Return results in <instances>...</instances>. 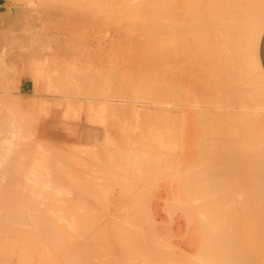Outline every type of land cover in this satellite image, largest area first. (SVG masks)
Listing matches in <instances>:
<instances>
[{
  "label": "rangeland",
  "instance_id": "rangeland-1",
  "mask_svg": "<svg viewBox=\"0 0 264 264\" xmlns=\"http://www.w3.org/2000/svg\"><path fill=\"white\" fill-rule=\"evenodd\" d=\"M22 1V2H21ZM0 0V68H1V70H0V72L2 73L3 71V73L1 74L2 76V79H0V88H4V90H0V98L1 97H5V95H6V93L7 94H9V95H6V97L4 98V101L2 100V98L0 99V115L2 114V112H3V115H1L0 116V123H2V126H4V128H7V129H11L12 130V128H13V130H15L16 132H17V135H15V136H18L19 138H18V140H19V142L20 143H22V145H24V143H25V141H27L26 143H28V142H31V143H33V144H31L30 146H29V143H28V145L27 144H25L24 146H29V148L32 146H36L35 147V153L34 154H41V152L43 151V153H46V154H44L43 155V153L41 154V155H43V156H41V155H38L37 157L38 158H40V159H42V157H44L45 156V159H46V156L47 155H49L47 158L49 159L48 160V162L50 163H48L47 162V164L48 165H50V166H47L48 168H50L49 170H50V178H49V183H48V187H47V192L45 193V195H46V197H45V195H44V197L39 201V202H35L34 204L32 203V204H30V205H26V203H25V205L24 204H21V203H19V202H17V203H13V205H12V207H10L9 205H4L5 206V208H4V206L2 205V206H0V210H3V208L6 210V209H8V208H6V207H9L13 212H14V215L16 216H19L18 218H19V220H20V222H19V220L17 221H15L16 223H14V220L15 219H18L17 218V216L15 217L14 215H9L8 217L7 216H5V217H7L8 218V220L9 221H7L6 219H0V220H2L3 222L1 223V221H0V226L3 228L4 226H6V228L7 227H9V225H11V223H13L12 225L13 226H10L11 228L10 229H12V228H14V227H16L17 228V230H15V231H17V232H15V233H18V234H14V230H10L9 228V230H7L5 227L3 228L4 230H2V235H0V238H2V236L4 235V237H7V239H9L10 237V235L13 233L14 235H12V237H11V240L10 241H12V242H10L9 241V243L7 242L8 240L6 239V238H4L3 237V239L5 240H1L0 241V244L2 245V244H4L5 243V245H2L1 247H0V264H85L83 261H82V258H81V255L80 254H82L84 251L86 252V257L87 256H90V257H92L93 256V258L92 259H95V263L94 264H99V259H101V261H100V263L102 262H104L103 264H106V262L108 261V263L107 264H112L113 262V264H121L122 263V261L123 262H125V263H127V264H178V262L180 263V264H232L233 262H236L237 264H264V217H263V219L261 218V219H259V221H256V220H250V221H248L249 220V218L245 221V222H243V224H241V226H240V228L238 227V237L235 235V237H233L232 238V241H233V243H236V241L238 242V240H239V246L237 245V244H233L232 242H231V245H232V247L231 246H228L229 247V249L230 250H228V247H221V246H219V244L217 243V245H216V243L213 241V244H211V240H212V231H211V227H209V226H207L206 225V222H205V225H203V223H202V219L199 217L201 214H198L199 212H198V209L199 208H196L198 205H200V203H202L203 201L201 200L202 198H203V200L205 199V195L204 194H195L194 193V191L192 190V189H189L188 187V182H189V179H188V182H187V177L189 178L190 177V174L188 175V172L189 171H191V169L193 170V167H192V164H191V162L193 163V161H194V159L195 158H197L198 159V157H196V156H199V159H200V157H202L201 155L202 154H204V153H206V149H207V152H209L212 148H210V147H212V146H214V143H218L220 146H221V142H222V136H215L214 137V131L215 130H218V131H220V126H222L223 124H222V119H224V118H222V117H219V116H222L221 114H223V113H220V111L222 112V110H219V109H215V110H213V109H211V110H209L208 111V113H209V115H210V117H206V115H208V114H206L205 115V117H204V115H199L198 114V112H199V109L198 108H193L192 107V105H197V104H195V103H193V102H201V99L198 97V95H199V93H198V95L196 94L197 93V91L195 90V89H193V84L191 85L190 83L192 82H190V80L191 79H189L190 77L189 76H191L192 75V72H190V71H187V69H186V64H187V68H190V66L188 65V60L185 58V60H183V59H181L182 57H181V53L184 51L183 49H184V47H182V45L180 46V42H178V43H176V45H175V48H178L177 49V55L176 56H178V58L179 59H181L182 60V62L184 61V64L185 65H183L184 67H185V69H180L181 71H179L182 75L180 76L179 74L180 73H178V72H175V71H172V72H170L171 73V75H170V73L169 72H167V74H165L166 73V71H160L161 69H159V68H157V66L159 65L160 66V68H162L161 67V62H158L159 64H157L156 63V61H155V63L157 64L156 66H153V65H155V63H154V60L155 59H153L154 58V56H156V59H158V57L159 56H157V54H160L161 56V58L164 56L165 58H167V59H169L171 56H173L174 55V53H172L171 52V50H170V48L169 47H167L166 46V50L165 51H163L162 52V54L163 53H165V54H161V48H162V46H159V47H157L158 48V52H157V54H156V51H157V49H156V47H155V45H154V47H155V49L153 48V47H151V48H153L155 51H153V53L154 54H156V55H153L152 53V55H153V58H152V62L151 61H149V63H147L148 62V58L146 59L147 60V62H145L144 60V62L143 63H141V64H138V63H140L141 61H140V57L138 58V56H133L132 57V55H137L138 53H135V51H134V53L132 54L131 52H130V54L128 53L130 50H132V49H134V47H135V49L134 50H136V48H138V50H136V52H139L140 54V56H141V54L143 53L142 52V50L146 47L145 46V44L146 43H143L144 41L145 42H151L152 40H154V42L153 43H155V42H160L161 40V36H159V35H157V36H159V37H156V33H154L155 31L157 32V30H158V28H157V26H155L156 24H154L156 21H157V19H158V17H159V14H160V12L159 11H157V10H160V6H158L159 5V2L157 3L155 0V2L154 3H156L155 5H154V3L152 2V0H150V2H152V3H150V2H148V0H147V2H146V4L144 5V4H141V5H143L144 7L143 8H145V9H141L142 7H141V5L139 4V3H135V5H136V7L138 8V7H141V8H139V9H137L136 7H135V5L134 4H132V5H129V6H133L132 8L134 9V12H135V10H136V12L134 13L132 10L133 9H131V7H129L128 9H129V11H130V9H131V14H133V16L131 15V14H129V12H128V10L127 9H125V8H127V6H128V4H130L131 2H132V0L130 1V3L128 2V0H126V1H122V0H116L117 2H119L120 4H118L117 3V5L119 6V8H118V6L116 5V1L114 2V0H108V1H110V2H108L107 0H101V1H103L104 3H106V6H105V4L103 3V2H100L99 3V1L100 0H94V2L95 1H98V2H96V4L97 3H99V6H98V8L100 7L101 9H100V11H99V9L97 10L96 8H97V5H96V7H94V9H93V7L91 8V12H88L89 10H87V8H86V13L88 14V15H85V12H84V10H85V8L84 7H86L85 6V4L87 5V4H89L88 2H89V0H85L87 3H85V1L84 0H80V1H82V3L80 2V1H78V0H74V1H71V0H67V2L69 1V5H68V3L67 2H65L64 0H63V2L64 3H67V4H64V3H62V1L60 0L59 1V3H62L63 4V7H65V8H70V7H68V6H70V4H71V2H72V5L74 6V8L72 9H69L70 11H68V9H67V11L63 8H59V6H60V4L58 3V7H56V5H54V4H51L50 2H54L53 0L52 1H50L49 3H47L46 1H44V0ZM25 1V2H24ZM45 2V5L43 4V2ZM84 1V2H83ZM93 1V0H92ZM112 1L115 3H113L112 4ZM134 1V0H133ZM136 1V0H135ZM134 1V2H135ZM158 1V0H157ZM240 1V0H239ZM250 1V4H252V3H254L253 5H257V4H255L256 2H255V0H245L243 3H241V4H237L238 5V8H237V10H240V8L242 7L243 8V6H247V7H250L251 5L248 3ZM253 1V2H252ZM42 2V3H41ZM55 2H56V0H55ZM74 2V3H73ZM78 2V4L79 5H83V6H79L78 4H76ZM90 2H91V0H90ZM93 2V3H94ZM122 2V3H121ZM126 2L127 4H124V3ZM252 2V3H251ZM26 3V4H25ZM30 3H31V5H30ZM36 4V5H34V4ZM38 3V4H37ZM84 3V4H83ZM102 3V4H101ZM133 3V2H132ZM42 4V5H41ZM76 6H78V7H75V5ZM91 4H92V2H91ZM90 4V5H91ZM104 4V5H103ZM112 5V6H114L113 8L112 7H110L109 8V10H110V14H115L116 15V17H115V15L113 16V18H111L112 17V15H109L108 14V9H107V11H106V9L104 10L103 8H108L107 6H110V5ZM121 4H124V5H122L121 6ZM149 4V5H148ZM152 4V5H151ZM44 5V6H43ZM66 5H68L67 7H66ZM90 5H88V6H90ZM93 5V4H92ZM94 5V6H95ZM103 7H101V6ZM147 5V6H146ZM239 5H241V6H239ZM30 6V7H29ZM72 6V7H73ZM105 6V7H104ZM126 6V7H125ZM151 6V7H150ZM155 6V7H154ZM91 7V6H90ZM120 7L122 8V10L120 11L119 9H120ZM135 7V8H134ZM152 7L156 10L157 8H159V9H157L155 12L152 10ZM78 8V9H77ZM79 8H83V10L82 9H79ZM116 8H118V9H116ZM124 8V9H123ZM263 8V7H262ZM78 10V14H76L77 12L75 11V12H73V10ZM90 9V8H89ZM103 9V10H102ZM114 9H116V10H114ZM141 9V10H140ZM150 9V10H149ZM234 9H236V8H234ZM33 10H34V12H33ZM65 12L63 15H64V17L62 16V15H59V14H62L63 12ZM80 10H82L83 11V13H82V11H80ZM94 10H97V11H94ZM120 11V12H122V14H124V15H121V13H119V12H117V13H113V12H116V11ZM123 10H125L124 12L128 15H131L135 20H137V21H139L140 22V24L139 23H137V21H133V18L131 17V16H126L125 15V13L123 12ZM141 11L142 12V14H141V12H138V11ZM148 10H149V12H148ZM11 11V12H10ZM93 11V12H92ZM104 11V12H103ZM127 11V12H126ZM30 12H32V13H30ZM47 12V13H46ZM67 12H69V13H67ZM71 12H73L74 14H76V15H74L73 13H71ZM102 12V14L104 15H100V13ZM143 12H146V13H143ZM156 14H154V13ZM70 14V15H68V17H67V14ZM82 15H81V14ZM92 13V14H91ZM94 13H97L95 16L93 15ZM107 13V14H106ZM138 13H140L141 15H143V17L146 19V17L144 16L145 14H146V16H147V19L145 20L144 18H142L141 16H140V14L139 15H137ZM149 13V14H148ZM90 14V15H89ZM106 14V15H105ZM118 14H120L121 16H120V18H117V16H118ZM148 14V15H147ZM154 14V15H153ZM262 14H263V17H264V11H262ZM38 15V16H37ZM71 15H74L75 16V19H74V17L73 16H71ZM81 15V16H80ZM84 15H85V17H86V19H87V23H86V20H85V17H84ZM92 15V16H91ZM135 15H137L138 16V18H140V20L139 19H136L137 18V16H135ZM151 15H152V17H151ZM158 15V16H157ZM31 16V17H30ZM62 16V17H61ZM83 16V17H82ZM89 16H91V22H93L94 23V21L96 22V23H91L90 21H88V19H89ZM97 16V18H99V19H97L96 18V20L98 21H102L103 22V19H102V17H104V23L103 24H105V23H107V21H109L108 20V18H111V20H115V22L117 21H120L121 22V24H117V25H120V26H118V27H120L119 29H118V27L115 25V26H113V22L112 21H110V23L108 22L107 24H105V27H104V25L102 26L101 24H102V22L100 23H98L96 20H94L95 18L94 17H96ZM98 16H100V17H98ZM107 16H109V17H107ZM123 16H125V18L124 19H122V17ZM140 16V17H139ZM76 17H77V19H76ZM78 17H81V19L80 18H78ZM93 17V18H92ZM107 18V20H106V18ZM119 17V16H118ZM151 17V18H150ZM64 18V19H63ZM67 18H68V23H66L67 22ZM69 18H71V19H69ZM73 18V19H72ZM84 18V20H85V23H83V19ZM132 18V19H131ZM157 18V19H156ZM40 19V20H39ZM92 19H93V21H92ZM117 19H119V20H117ZM128 20L129 21V24H126V23H128V21H126L125 23H124V21L125 20ZM144 19V20H143ZM156 20V21H154L153 22V20ZM76 21V22H79L78 24H76V22H74L73 23V21ZM79 20V21H78ZM147 20H151L152 22H153V26L154 27H152V28H154V30L155 31H153L151 34H152V36L154 37H152V39L149 37V36H151V35H148L149 34V32H148V34L147 33H145L146 31H144V32H142L143 31V28L144 27H148L149 26V24L151 25V21L150 22H148L147 23V25H143L142 24V22L144 21H146L147 22ZM51 21V22H50ZM82 23H81V22ZM131 21H133L132 23H131ZM142 21V22H141ZM40 22V23H39ZM62 23V25H61V23ZM64 22H65V24H64ZM71 22V24L72 25H74L75 27H76V25L77 26H79L78 27V31H76V29H77V27H76V29H73V31H76V32H72V30H71V32H69L70 30V28L67 30V32H69L68 34H67V32L65 31L66 30V28H64L63 29V27H67L68 25H69V27H71V29L73 28L72 26H71V24H69ZM116 22V23H117ZM119 22V23H120ZM122 22H123V24H122ZM134 22H136L138 25H136V26H138L137 27V29L138 30H140V28L142 27V31H138L137 29H136V26L134 27V25H135V23ZM51 23H53V25L51 24ZM59 25H58V24ZM89 23H90V25H89ZM130 23H131V25H130ZM48 24H50V25H48ZM83 24H86V26H84V27H82L83 26ZM88 24V25H87ZM96 24V25H95ZM98 24H100V25H98ZM115 24V23H114ZM142 24V25H141ZM65 25H67V26H65ZM82 25V26H81ZM95 25V26H94ZM140 25V26H139ZM46 26V27H45ZM90 27V26H93V27H90L91 29L93 28V32H95V33H97L98 31H97V29H99L100 28V26H102V28H101V30H99V31H101V32H98L97 33V36H96V34H94L92 31H90L89 29L87 30V28L86 27ZM99 26V27H98ZM106 26H110L111 28H107L106 29ZM59 27V28H58ZM81 27V28H80ZM95 27V28H94ZM98 27V28H97ZM103 27H104V29H106L105 31L103 30ZM116 27V28H115ZM127 27V28H126ZM129 27H130V31H129ZM134 27V29H136L135 31H133L132 30V28ZM151 27H148V28H151ZM30 28V29H29ZM39 28V29H38ZM85 29V31L83 32L81 29ZM126 29V32H125V29ZM151 28V30L150 29H148V30H150V31H152L153 29ZM52 29V30H51ZM96 29V30H95ZM113 29V30H112ZM115 29H117V30H115ZM122 29V30H121ZM49 30H51V31H49ZM63 30V31H62ZM86 30H87V32H89V34H87L86 33ZM103 30V31H102ZM108 30H111V31H114V32H111V31H108ZM119 30V31H118ZM121 30V31H120ZM145 30H147V28L145 29ZM206 30H208V28H206ZM25 31V32H24ZM65 31V32H64ZM81 31V32H80ZM97 31V32H96ZM107 31V32H106ZM124 31V32H123ZM127 31H129V32H127ZM160 30H158V32H159ZM12 32V33H11ZM39 32V33H38ZM84 33L85 35H88L89 37H92V39H93V35H94V37H95V39H99L100 37H102L103 38V40H101V38L99 39V40H95V41H91L92 39L91 38H88V36L87 37H84L85 35H83L82 36V34H81V38H83L84 37V39L85 38H88V40L87 39H85V41H84V39L82 40L80 37H78V36H80V35H77L78 33ZM104 32V33H103ZM134 32L136 33L135 34V36H133L134 35ZM158 32H157V34H158ZM75 33H77V34H75ZM93 33V34H92ZM99 33H100V35H99ZM104 35V37H103V35ZM109 33H110V35H109ZM114 33H115V35H114ZM118 33V34H117ZM124 33V34H123ZM132 34L133 33V35L132 36H129V35H127V34ZM142 33V34H141ZM65 34H67V35H65ZM69 34H70V36H69ZM73 34H75L74 36H73ZM92 34V35H91ZM120 34V35H119ZM144 34V35H143ZM35 35V36H34ZM71 35H72V38H71ZM98 35L100 36V37H98ZM102 35V36H101ZM111 36L110 37V40H109V38H107V37H109V36ZM114 35V36H113ZM116 35L117 36H120V37H117V40L115 39L116 38ZM140 35V36H139ZM142 35V36H141ZM148 35V36H147ZM155 35V36H154ZM161 35V34H160ZM210 35H212V34H210ZM57 36V37H56ZM77 36V37H76ZM74 37V38H73ZM98 37V38H97ZM105 37H106V39H105ZM125 38V39H123V38ZM128 37H132L133 39H135V40H133L132 38L130 39L131 41H130V44H131V42L133 43V44H137V46H132V47H130V45H129V40H126V39H128ZM138 37V38H137ZM148 37V38H147ZM156 37V38H155ZM76 38V39H75ZM113 38V39H112ZM119 38V39H118ZM136 38H137V40H136ZM140 38V39H139ZM145 38V39H144ZM211 38H213L212 36H210V37H207V39H205L206 41H205V44H204V42H203V44L204 45H201L202 47L204 46V48H202V50L204 49V51H203V54H200V52L202 53V50L200 51L199 50V54H198V52H197V54H198V60H200V62L198 61V60H196L195 59V63H194V60H193V63L194 64H196L197 63V61L199 62V64L202 62V63H204V64H200V66H198L199 64H197V70H196V68L195 69H193V70H195V71H198V69H199V72H200V70L201 69H204L205 70V68L204 67H207V69H209V72H211L210 74L208 73V74H204V72L201 70V72H203V75H204V78H203V75H201V76H199V73H198V76L199 77H202L203 78V80L204 81H206V79L207 78H205L207 75V77H209V75L210 76H212L211 74H213L212 72H214L215 71V69H213V68H215L214 66H216V62H214L213 63V61H215L216 59H214L213 61H211L212 59H211V57H213L212 56V54H213V52H212V48L211 47H213L214 48V46L212 45H210V44H212V42H213V39H212V41L210 40ZM9 39V40H8ZM79 41H78V40ZM112 39V40H111ZM122 39V41H120ZM33 40V42H31ZM101 40V41H100ZM106 40H108V41H106ZM118 40H119V42H118ZM10 41H11V43H10ZM19 41L20 42H22L21 44L19 43ZM83 41V42H82ZM88 41H90V43L88 42ZM126 41L128 42V43H126ZM139 41V42H138ZM208 41L210 42L211 41V43H208ZM50 42H51V45H50ZM113 42H114V44H113ZM136 42H138V43H136ZM142 42V43H141ZM147 42V43H148ZM150 42L148 43V44H150ZM93 43H95V44H98V46L96 47V45L95 44H93ZM110 43V45L108 46V44ZM126 45H125V44ZM24 44V45H23ZM99 44L101 45V46H104V47H102V49L101 48H99L98 49V47H99ZM105 44V45H104ZM107 44V45H106ZM112 44L113 45H115V44H117L116 46H112ZM142 44V45H141ZM144 44V45H143ZM192 44H194V45H192V48H193V46H195V43H192ZM207 44L209 45L208 47H209V49L211 48V50L209 51V49L207 48ZM118 45H119V50H118ZM122 45H124V46H127L128 45V47H123ZM152 45V44H151ZM200 45H197V46H200ZM100 46V47H101ZM109 47V48H106V47ZM110 46H112V47H110ZM141 46H145V47H142L141 48ZM149 47H147L148 49L150 48V45H148ZM157 46V45H156ZM196 46V47H197ZM66 47V48H65ZM72 47V48H71ZM83 47V48H82ZM90 47V48H89ZM115 47V48H114ZM140 47V48H139ZM188 47H190V45L188 46ZM60 48V49H59ZM69 48V49H68ZM112 48V49H111ZM120 48H121V50H120ZM123 48V49H122ZM150 48V49H151ZM183 48V49H182ZM191 47L189 48V50L191 51V49H192ZM200 48V47H199ZM207 48V49H206ZM62 49V50H61ZM77 49V50H76ZM105 49V50H104ZM110 49H111V51L112 52H110ZM116 49V50H115ZM126 49H128V50H126ZM139 49H141V52H140V50ZM167 49H169V50H167ZM188 49V48H187ZM186 49V52L188 51ZM195 49V48H194ZM201 49V48H200ZM10 50V52H7V51H9ZM58 50V51H57ZM59 50H60V52H59ZM72 52H71V51ZM75 50V51H74ZM102 50V51H101ZM109 50V51H108ZM144 50H147V49H144ZM143 50V51H144ZM164 50V49H163ZM4 51H5V54H4ZM56 51H57V53H56ZM90 51V52H89ZM148 51V50H147ZM151 51V50H150ZM170 51V53H168ZM181 51V52H180ZM195 51H197L196 49L194 50V52H193V50L191 51V52H193V53H196ZM208 53H206V52ZM213 51H214V49H213ZM185 51H184V53L183 54H185L186 53ZM191 52H189V55H190V53ZM215 52V51H214ZM3 53V54H2ZM57 54V57L55 56L54 57V55L53 54ZM72 53V54H71ZM144 53H146V52H144ZM143 53V54H144ZM167 53V54H166ZM181 55H180V54ZM193 53H191L192 55H194ZM55 54V55H56ZM61 54V55H60ZM96 54H98V56L96 55ZM103 54V55H102ZM111 54H112V56H111ZM113 54H114V56L115 57H113ZM127 54H128V56H127ZM132 54V55H131ZM150 56L151 54H149V53H146V56H148V55ZM186 54H188V52L186 53ZM185 54V55H186ZM206 54V55H205ZM53 55V56H52ZM59 55V56H58ZM65 57H64V56ZM107 57H106V56ZM109 55L111 56V57H113L112 59L113 60H111V61H113V63L115 62L114 61V59H116V57H117V59L119 60V61H117V59H116V61L118 62L117 64L116 63H114L115 65L113 66V65H111L112 64V62L110 63L109 61H110V57H109ZM131 55V56H130ZM145 55V54H144ZM144 55L142 56V57H144ZM171 55V56H170ZM200 55V56H199ZM202 55H204L205 56V58L204 59H206V60H203V57L204 56H202ZM215 55V54H214ZM123 56V57H122ZM127 56V57H126ZM131 57V59H129L130 57ZM196 56L197 55H195L194 56V58H196ZM210 56V57H209ZM44 57V58H43ZM50 57V58H49ZM67 57V58H66ZM84 57V58H83ZM103 57H104V59H103ZM118 57H120V58H118ZM124 57L125 58H127L126 59V61L128 62H126L125 61V59H124ZM134 57H137V60L138 61H140V62H138L137 63V60L136 59H134ZM151 57V56H150ZM159 57V58H160ZM169 57V58H168ZM191 57V56H190ZM208 57V58H207ZM47 58V59H46ZM55 58V59H54ZM59 60H58V59ZM106 58H108V59H106ZM122 58V59H121ZM133 58V59H132ZM146 57H144V59H145ZM192 58V57H191ZM202 58V59H201ZM214 58H215V56H214ZM3 59V60H2ZM68 59V60H67ZM78 59V60H77ZM100 59H102L103 61L104 60H108V62H109V64L106 62V61H104V62H106L107 64H108V67H105L104 68V66H106L107 64L105 63L104 64V62L102 61V60H100ZM128 59L130 60V61H128ZM143 58H141V60H142ZM193 59V58H192ZM192 59H190V62H192ZM33 60V61H32ZM46 60V61H45ZM51 62H50V61ZM52 60H54L53 62H52ZM55 60H57L56 62H55ZM64 60V61H63ZM69 61V60H71V61H69V62H71V63H68L67 61ZM74 60H75V62H76V67L75 68H80V70H84L83 72H81V71H79V72H77L79 75L81 74V75H84L85 74V71L86 72H92L91 74H95V76H99L98 74H100L101 75V77H103L102 75H106V74H108L109 72V77L111 76V75H113L112 77H110V79L108 78V76H107V78L111 81H109V80H107V85H109V83L111 84V85H109L110 86V88H111V90H112V85H113V90L115 91V93H114V96H115V94L116 95H120V96H122L123 97V95H124V97L125 98H122V97H118L119 98V100H124V101H126V102H128V103H125V105H128L129 106V104H130V106L129 107H131V104L133 105V103H131V102H134V104H136V106H138L139 107V109H135V111H134V109H130L129 107H127V108H123V107H121L122 105L124 106V104H122L121 103V105H120V103H117L118 104V106H119V108H118V106H117V110L119 109V111H120V107H121V111H122V108L124 109V112H125V114H124V112L123 113H121V111L118 113V111L116 112L115 110H113V108H112V110H111V108H110V110H111V113H110V110H107V109H105L104 108V110H105V112L103 113L102 112V109H100L101 110V112L97 109V108H95V109H97L96 111H97V114H94V113H96V112H94L93 110H95V109H93V108H91L90 110H92L93 112H91V113H89L88 111H87V109H88V105H87V103H86V101H83V103H82V106H80V107H73V105L75 104V103H77V101L75 102V101H72L73 102V105H71V103H70V105L68 104V106H66L67 105V103H66V105L64 106V100H62V98H61V96H62V94L63 93H65V91L63 90L64 88V86L63 85H65V84H63V83H59V82H56V83H54V82H52V81H54V80H56V81H58L60 78H61V76L63 77V74H66L67 72H69V70H67V72L65 73V71H63L62 72V70H60V69H62V67H63V69H68L67 67H66V65L65 64H73V63H75L74 62ZM132 60H133V62H132ZM136 60V62H134ZM202 60V61H201ZM255 60L256 59H254V61H252V64H251V67H252V71L254 72L253 73V75L254 74H256V76H255V80H257L258 82H256L257 84H261L260 85V87L262 86V93H264V80L263 79H261V76L256 72L257 71V65L255 64ZM2 61V62H1ZM35 61H40L39 63L38 62H35ZM44 61V62H43ZM60 61V62H59ZM92 61H94V62H92ZM120 61L122 62V61H124V62H126L127 63V65H126V63H124L126 66H123V67H121L120 66V68L119 67H117L118 66V64L120 65V64H123V62L122 63H120ZM158 61V60H157ZM159 61H160V59H159ZM187 61V62H186ZM204 61V62H203ZM11 62V63H10ZM28 62V63H27ZM34 62V63H33ZM61 62H62V64H61ZM66 62V63H65ZM81 62V63H80ZM92 62V63H91ZM100 62L101 63H103V64H100ZM129 62H130V64H129ZM11 65H10V64ZM15 63V64H14ZM30 63V64H29ZM32 63V64H31ZM53 65H52V64ZM78 63V64H77ZM88 63V64H87ZM132 63H134V64H132ZM137 63V64H136ZM146 63V64H145ZM207 63V64H206ZM213 63V64H212ZM26 64V65H25ZM36 66H35V65ZM37 64H39V66L37 65ZM60 64V65H59ZM86 64H87V66H86ZM128 64H129V66L130 65H132V67L130 66H128ZM143 64V65H142ZM153 64V65H152ZM210 65V68H209V65ZM212 64V65H211ZM5 65V66H4ZM7 65V66H6ZM44 65V66H43ZM59 65V66H58ZM77 65H79V67L77 66ZM93 65V66H92ZM99 65V66H98ZM103 65V66H102ZM110 65V66H109ZM117 65V66H116ZM134 65V66H133ZM139 65V66H138ZM3 66V67H2ZM23 66V68H21ZM55 66V67H54ZM61 67L60 69H58L57 67ZM68 66V65H67ZM71 66V65H70ZM74 66V65H73ZM136 66H138V67H140L141 66V68L143 69V71H138L139 69H138V67H136ZM152 66V67H151ZM158 66V67H159ZM6 67V68H5ZM8 67H10V68H8ZM25 67V68H24ZM42 68L41 70L42 71H38V70H40L39 68ZM51 67H53V68H51ZM72 67V66H71ZM71 67H69V68H71ZM83 67V68H82ZM101 67V68H100ZM125 67H128L129 69L128 70H126V72H128V73H126L123 69L125 68ZM148 67V68H147ZM200 67H202L201 69H200ZM217 67H220L218 64H217V66H216V71L217 72H221V71H219L221 68H217ZM3 68H5V69H7L6 71H5V69H3ZM12 68V69H11ZM31 68V69H30ZM44 68H45V71H44ZM50 68V69H49ZM56 68H57V70L58 71H55L56 70ZM75 68H71V69H74V71H75ZM88 68H90L89 70H88ZM100 68V69H99ZM109 68V69H108ZM122 68V69H121ZM133 68V69H132ZM140 68V69H141ZM155 68H157V69H159V71H157V69L155 70ZM23 69V70H22ZM24 69H26V70H24ZM70 69V70H71ZM92 69V70H91ZM95 70V72H94V70ZM102 69V70H101ZM104 69V70H103ZM126 69V68H125ZM132 69V70H131ZM141 69V70H142ZM148 71L147 72V75H156V72H158L157 73V75H159V77L157 76V77H155L154 76V78H158V79H154L152 76H148V78H150V79H152L153 78V80L154 81H148L149 79L147 78V75H146V71ZM206 69V70H207ZM218 69V70H217ZM33 70H34V72H33ZM48 70V71H47ZM50 70H52V71H50ZM118 70V71H117ZM130 70V71H129ZM154 70V71H153ZM164 70V69H163ZM166 70H168V69H166ZM170 70H172V69H169V71ZM175 70V69H174ZM185 71V72H187L188 74H190V75H188L187 76V73H185V72H182V71ZM189 70V69H188ZM210 70H212V71H210ZM214 70V71H213ZM222 70V69H221ZM8 71V72H7ZM38 71V72H37ZM73 71V72H74ZM99 71V72H98ZM138 71V72H137ZM153 71V72H152ZM177 71V70H176ZM11 72V73H10ZM49 72V73H48ZM57 72H58V75H57ZM62 72V75L60 74ZM75 72V73H76ZM102 72V73H101ZM131 72V73H130ZM133 72V73H132ZM163 72H164V74H163ZM175 72V73H174ZM190 72V73H189ZM207 72H208V70H207ZM217 72H216V74H217ZM223 72V71H222ZM221 72V73H222ZM35 73V74H34ZM37 73V74H36ZM55 73V74H54ZM76 73V74H77ZM82 73H84V74H82ZM104 73V74H103ZM123 73L124 74H126V76L125 75H123ZM137 73V74H136ZM142 73V74H141ZM148 73H150V74H148ZM153 73H155V74H153ZM162 73V74H161ZM178 73V74H177ZM183 73H185L186 74V76H184L185 74H183ZM193 73L194 74H196L197 75V73H195L194 71H193ZM206 73V72H205ZM23 75V77H21V76H19L18 77V75ZM48 74H49V76H48ZM53 74H54V76H53ZM128 74H129V76H128ZM131 74V75H130ZM135 74H136V76H137V78L135 77ZM139 74H141V75H143V77L141 76L140 77V79H138L139 77H138V75ZM144 74L146 75L145 77H144ZM172 74H175V75H172ZM177 74V75H176ZM216 74H214L215 75V78H213V80L211 79V81H210V77L207 79L208 81H206V83L209 85V88H211L212 87V90H214V91H212V92H216L217 94H218V92H220L221 93V89H222V86H226V85H228L229 84V82L228 81H226L225 80V78L223 79V77H220V79L222 78L223 80H220L221 82H218L216 79H218L219 78V76H218V78L216 77L217 75ZM4 75H6V77L4 76ZM10 75V76H9ZM17 75V76H16ZM60 75V76H59ZM87 75V74H86ZM120 75H123L122 77L120 76ZM164 75V76H163ZM165 75L166 76H173V77H171V79H172V81L170 80V76H169V78L168 77H165ZM206 75V76H205ZM213 75V76H214ZM4 76V77H3ZM7 76H8V78H7ZM90 76V75H89ZM105 76V77H106ZM119 76V77H118ZM126 78H125V77ZM140 76V75H139ZM162 76V77H161ZM212 76V77H213ZM10 77H11V79H10ZM14 77L16 78V80L18 79V78H20V79H18V81L19 82H16V80L14 79ZM46 79H45V78ZM52 77H53V79H52ZM58 77V78H57ZM88 77V76H87ZM85 78V79H87V80H89L90 79V81H93V79H94V81L96 80V78L97 77H94V75H91V77H94V78H92V80H91V77H89V78ZM100 77V78H101ZM105 77L103 78L104 80H105ZM120 77H121V79L124 77V79H120ZM129 77V78H128ZM134 77V78H133ZM177 77H179V78H177ZM4 78H6V79H4ZM14 80H13V79ZM44 78V79H43ZM99 77H98V80L100 79ZM112 78H114V83L112 82L113 81V79ZM143 78H146V79H148V80H146V79H143ZM160 78V79H159ZM165 80V82H166V84H165V82L162 80ZM165 78V79H164ZM166 78H168V80L166 79ZM175 78L177 79V80H175ZM182 78V79H181ZM48 79H50V81L48 80ZM102 79V78H101ZM101 79L98 81L97 80V82L95 81H93L94 83H100V81H101ZM118 79H119V81H118ZM126 79L129 81H131V83H130V81L129 82H127L126 81ZM132 79L133 80H140L139 82L141 83L140 85H141V87L142 86H145L146 88H147V90H146V88L145 87H142V89L144 88V90H143V93L141 94L143 97L141 98V99H139V98H137V96L139 97L140 95H137V94H139V93H141L142 92V89H140L141 90V92L139 91V83L137 82V81H134L135 83V86H134V84H133V86L135 87V89H133L134 87L132 86ZM173 79H174V81H173ZM187 79V80H186ZM189 79V80H188ZM3 80V81H2ZM35 80V81H34ZM123 80H125V81H123ZM147 81L148 83H146L145 82V84H148V85H144V81ZM158 80V81H157ZM159 80H160V82H159ZM167 80V81H166ZM225 80V81H224ZM5 81H7L6 83H5ZM10 81V82H9ZM13 81H15L16 83H14V85H13V83H11V82H13ZM37 81V82H36ZM50 82V84L48 85V83ZM120 81L123 83V82H125L124 84H128V83H130V85H128V87H127V85H125L124 86V84H122L121 85V83H120ZM209 81H210V83L212 84H210L209 83ZM218 82V84L216 83V82ZM226 82L225 84L223 83V85H222V82ZM9 82V83H8ZM101 82H105V81H101ZM136 82H137V84H136ZM154 82H155V84L157 85V83H158V85L156 86L155 84H154ZM161 82H163L164 84L162 85V83ZM170 82H171V84L172 83H174L173 85H169L170 84ZM179 82V83H178ZM213 82V83H212ZM216 84H215V83ZM52 83V84H51ZM142 83H143V85H142ZM228 83V84H227ZM5 84V85H4ZM20 84H22V86L20 85ZM56 84V85H55ZM63 84V85H62ZM116 84V85H115ZM119 86H118V85ZM151 84H154V85H152V87L151 86H149V85H151ZM169 86H168V85ZM12 85V86H11ZM52 87H51V86ZM54 85L56 86V87H54ZM57 85L59 86L58 88H57ZM63 86L62 88H61V86ZM161 85V86H160ZM184 85V86H183ZM214 85V86H213ZM215 85H218L217 87L218 88H216L215 89ZM258 85V86H259ZM5 86V87H4ZM17 86V87H16ZM19 86V87H18ZM49 86V87H48ZM97 86V85H96ZM116 88H115V87ZM121 86H122V90L124 91V92H122V90H121ZM129 86H132L133 88V90H130L131 89V87H129ZM163 86H165V89H164V87ZM167 86V87H166ZM211 86V87H210ZM219 86H220V88L221 89H219ZM7 87H9L10 88V91H9V89L7 88ZM11 87H12V90L13 89H18V90H11ZM46 87H47V89H46ZM95 87V86H94ZM123 87H126V88H123ZM154 87H156V88H154ZM50 88V89H49ZM56 88V89H55ZM60 88L63 90V93H62V91L60 90ZM119 88V89H118ZM150 88V89H149ZM154 88V89H153ZM173 88V89H172ZM178 88V89H177ZM192 88V89H191ZM8 89V90H7ZM49 89V90H48ZM52 89V90H51ZM55 89V90H54ZM97 89V88H96ZM95 89V90H96ZM100 89V88H99ZM107 89V88H106ZM116 89V90H115ZM127 89V90H126ZM162 89H164V90H162ZM167 89V90H166ZM171 89V90H170ZM219 89V90H218ZM5 90H7V91H5ZM52 91V93H51V91ZM59 90V92H57V93H55V91H58ZM118 90V91H117ZM121 90V91H120ZM128 90H130V91H128ZM150 91V93H148L149 95H145L146 93L144 92V91ZM154 90H156L154 93H153V91ZM166 90V91H165ZM180 90H182L181 92L178 91ZM189 90V91H188ZM47 91V92H46ZM50 91V92H49ZM109 91H110V89H109ZM108 90H102L101 89V92H103V93H106V94H108V95H110V93H111V91L109 92ZM113 91V92H114ZM148 91V92H149ZM161 91V92H160ZM18 92V93H17ZM100 92V93H101ZM121 92V93H120ZM131 92H134V93H131ZM164 92V93H163ZM54 93V94H53ZM58 93H60V94H58ZM123 93V94H122ZM145 93V94H144ZM152 93V94H151ZM179 93V94H178ZM3 94V95H2ZM129 94V95H128ZM172 94V95H171ZM168 95H169V97H168ZM181 95V96H180ZM187 95V96H186ZM11 96H14L15 98L13 99V97L12 98H10L11 100H9V99H6V98H9V97H11ZM135 96V97H134ZM148 96H149V98H148ZM167 96V97H166ZM186 96V97H185ZM222 96V95H221ZM264 96V95H263ZM116 97V96H115ZM128 97H130V98H128ZM131 97H133V99H132V101L131 100H129V99H131ZM180 97H182V98H180ZM120 98H122V99H120ZM127 98V99H126ZM143 98H145V99H147V100H145V99H143ZM198 98V99H197ZM12 99H13V101H12ZM117 99V98H116ZM154 99V100H153ZM183 99V100H182ZM263 99V98H262ZM8 100V101H7ZM118 100V99H117ZM128 100V101H127ZM139 100V101H138ZM162 100V101H161ZM180 100V101H179ZM170 101V102H169ZM182 101V102H181ZM235 101H237L236 103L238 104V99L237 100H235ZM6 102H8V104L6 103ZM10 102V103H9ZM13 102V103H12ZM138 102V103H137ZM160 102V103H159ZM12 103V104H11ZM192 103V104H191ZM116 103H115V106L117 105ZM219 104H223L222 103V101H220L219 102ZM5 105V106H4ZM76 105V104H75ZM78 106L80 105V103L78 102V104H77ZM173 105V106H172ZM10 106H13L12 108L14 109H12ZM71 107V109H70V107ZM98 106V105H97ZM155 106V107H154ZM66 107H69V109L70 110H72V108H75L74 109V111H77V112H79V113H81V114H79V115H77L76 117H77V120L76 119H74L75 118V115L77 114H75V112L73 111V113H74V116H73V113L72 114H68V113H66L67 111H69V109H67V110H65L64 108H66ZM96 107V106H95ZM99 107V106H98ZM170 107V108H169ZM259 107V106H258ZM80 108V109H79ZM90 108V107H89ZM100 108H101V106H100ZM103 108V107H102ZM128 108H129V111H128ZM248 108V107H247ZM260 108H261V105H260ZM262 110L263 111H261V112H258V111H256V112H254V113H257V114H259V116L261 117L260 118V120H262V122H263V119H262V117H264V106H262ZM7 109H8V111H7ZM78 109H79V111H78ZM142 109H144V110H142ZM193 109V110H192ZM204 109V108H203ZM248 109H250V110H254V108L252 109V108H248ZM137 110V111H136ZM99 111V112H98ZM131 111H134V114L133 113H129V112H131ZM154 111V112H153ZM194 111H196V112H194ZM10 112V113H9ZM108 112V113H107ZM136 112V113H135ZM143 112V113H142ZM155 112H156V114H155ZM164 112V113H163ZM219 114H218V113ZM263 112V113H262ZM7 113V114H6ZM70 113H71V111H70ZM89 113V114H88ZM112 114V116L110 115V114ZM215 113L217 114V116L215 115ZM253 113V112H252ZM10 114V115H9ZM87 114V115H86ZM91 114V115H90ZM118 114V115H117ZM119 114H123V115H119ZM132 114H133V116H135V120H134V117L132 116ZM140 114L142 115V116H140ZM149 114V115H148ZM157 114H159L158 116L159 117H156V115ZM95 115V116H94ZM117 115V116H116ZM130 115V116H129ZM148 115V116H147ZM162 115V116H161ZM184 115V116H183ZM186 115V116H185ZM195 115H197V116H195ZM208 115V116H209ZM15 117V118H13V117ZM67 116V117H66ZM87 116H89L88 117V119L90 118V116H92V117H95L94 118V121H92L93 120V118L91 117V121H90V119L88 120L87 119ZM102 116V118H100ZM119 116H121V117H119ZM123 116V117H122ZM131 116H132V118H131ZM200 118H199V117ZM213 116H215V117H213ZM258 115H256V117L258 118L259 117ZM6 117V118H5ZM74 117V118H73ZM108 117H110V118H108ZM114 119H112V118ZM115 117H117V118H115ZM127 117H129V118H127ZM145 117V118H144ZM170 117V118H169ZM11 120H14V121H12V123H14V125L13 124H11V121L9 122V120L10 119ZM98 118V119H97ZM120 118V119H119ZM131 118V119H130ZM215 118H218V120L216 119L215 120ZM7 119H9V120H7ZM135 121V123L134 122H132L133 120ZM142 121H140V120ZM144 119V120H143ZM146 119V120H145ZM152 119V120H151ZM172 121H171V120ZM192 119V120H191ZM200 121H198V120ZM205 121H204V120ZM5 120H6V122L8 121V126L9 127H7V125H6V122H5ZM64 120V121H63ZM68 120V121H67ZM72 120H74V121H72ZM148 120H151L150 122H151V124H148ZM225 120V119H224ZM259 120V121H260ZM2 121V122H1ZM42 121H45V122H42ZM119 121L121 122V123H119ZM123 121H124V123H123ZM139 121V122H138ZM184 121V122H183ZM4 122H5V124H4ZM17 122V123H16ZM42 122V123H41ZM118 122V123H117ZM127 122V123H126ZM149 122V123H150ZM211 122V123H210ZM214 122V123H213ZM133 124L134 126H135V128H134V126L133 125H131V124ZM194 123V124H193ZM264 123V122H263ZM42 124H43V126H42ZM56 124H58V126H56ZM107 124V128L105 127V125ZM122 124V125H121ZM126 124V125H125ZM139 124H142V125H139ZM144 124V125H143ZM189 124V125H188ZM220 124H222V125H220ZM118 125V126H117ZM124 125V126H123ZM129 125V126H128ZM190 125H191V127H190ZM211 125V126H210ZM19 126V127H18ZM53 126H55L54 128H53ZM129 128H128V127ZM133 126V127H132ZM140 126H142L143 128H140ZM167 126V127H166ZM201 126V127H200ZM210 126V127H209ZM18 127V128H17ZM47 127L49 128V129H47ZM58 127V128H57ZM146 127V128H145ZM155 127V128H154ZM163 127V128H162ZM223 127V126H222ZM17 128V129H16ZM126 128V129H125ZM140 128V129H139ZM190 128V129H189ZM207 128V129H206ZM215 128H217V129H215ZM19 129H21V130H19ZM57 129V130H56ZM62 129H65V131L64 130H62ZM128 129H131L130 130V132L132 133V134H130L129 136H128V133H130V132H128ZM184 129V130H183ZM213 131H211V130ZM74 130V131H73ZM76 130H78V131H76ZM81 130V131H80ZM85 130H86V132H85ZM109 131L110 133H109V135L106 133V131ZM126 131L125 132V134H124V131ZM154 130V131H153ZM202 130H204V131H202ZM21 131H24V132H21ZM77 132V134H76V132ZM107 131V132H108ZM136 131V132H135ZM153 131V132H152ZM156 131V132H155ZM158 131V132H157ZM208 131V132H207ZM15 132V133H16ZM19 132V133H18ZM134 132V133H133ZM137 132L139 133V134H137ZM156 133V134H153V133ZM24 133V134H23ZM75 133V134H74ZM152 133V134H151ZM196 133V134H195ZM21 134V135H20ZM45 134V135H44ZM70 134H72V135H70ZM124 134V135H123ZM135 134V135H134ZM158 134V135H157ZM24 135V136H23ZM77 135V136H76ZM112 135V136H111ZM143 135V136H142ZM28 136V137H27ZM53 136H55L54 138H53ZM79 136V137H78ZM127 136V137H126ZM133 136H134V138H133ZM142 136V137H141ZM156 137V139H155V137ZM196 136V137H195ZM207 136V137H206ZM56 137H59L58 139L56 138ZM107 137V138H106ZM129 137V138H128ZM131 137V138H130ZM136 137V138H135ZM137 137H138V139H137ZM141 137V138H140ZM152 137H154V139L155 140H153V138ZM201 137V138H200ZM83 138V140H81ZM133 138V139H132ZM140 138V139H139ZM197 138H198V140H197ZM207 138V139H206ZM23 139V140H22ZM125 139V140H124ZM127 139V140H126ZM130 139H132V141H130L131 143H128L129 142V140ZM135 139V140H134ZM142 139H143V142H142ZM202 139H203V141H202ZM216 139V140H215ZM22 142H21V141ZM81 140V141H80ZM113 140V141H112ZM137 140H139L140 142H142L143 143V145H142V143H141V145H140V142L139 141H137ZM201 140V141H200ZM80 141V142H79ZM105 141V142H104ZM109 141H110V143H109ZM137 141V142H136ZM183 141V142H182ZM190 141V142H189ZM197 141H199L198 143H197ZM98 142V143H97ZM115 142H116V145H115ZM156 142V143H155ZM205 142V143H204ZM36 145H35V144ZM60 144V145H58V144ZM65 143H67V144H65ZM79 143V144H78ZM111 143H113L112 145H111ZM138 145H137V144ZM158 143V144H157ZM184 143V144H183ZM192 143V144H191ZM206 143H208L207 145H205ZM54 144V145H53ZM56 144V145H55ZM62 144H63V146H62ZM64 144L67 146V145H69V147L71 146V145H74L75 144V147L74 146H71L70 147V149H71V151H70V149H68L67 150V148H66V146H64ZM76 144L77 145H79V147H77L76 146ZM118 144H119V146H118ZM129 144L131 145V146H129ZM197 144H198V146H197ZM82 145V146H81ZM95 145V146H94ZM111 145V146H110ZM121 145H123V146H121ZM124 145L126 146V150L129 148V149H132V150H130V152H133V149H134V147L135 148H137L135 151L137 152H133V153H131L130 154V152H129V150H127L128 151V153L129 154H127V152L126 151H124L125 149H124ZM140 145V146H139ZM145 145V146H144ZM27 146L25 147V148H27ZM53 146H55V147H53ZM61 146V147H60ZM98 146V147H97ZM106 146V147H105ZM110 146V147H109ZM139 146V147H138ZM145 148H143V147ZM154 146V147H153ZM31 147V148H32ZM33 147V148H34ZM39 149H41L42 151L41 152H39V153H37L36 152V150L37 151H39L38 150V148ZM59 147V151L57 152V148ZM64 147V148H63ZM68 147V146H67ZM73 147V148H72ZM104 147H105V149L106 150H103L104 149ZM112 147V148H111ZM119 148L120 150H118L117 148ZM123 147V148H122ZM128 147V148H127ZM132 147V148H131ZM154 149H153V148ZM157 147V148H156ZM205 147H208V148H205ZM25 148L24 149H22L21 151L22 152H27L28 153V151L27 150H29V153H30V151H31V156H32V154H33V152H32V150L31 149H26V151H24L25 150ZM44 150H43V149ZM53 148H55V151H54V149ZM79 148V149H78ZM93 148V149H92ZM124 149L123 151H121L122 149ZM73 149H74V151H73ZM78 149V150H77ZM99 149V150H98ZM111 149V150H110ZM144 151H142V150ZM193 149L197 152V151H199V153L197 154V153H195V151H194V153H195V155H194V153H193ZM203 149V150H202ZM33 150V151H34ZM81 150H82V152H81ZM93 152H91V151ZM115 150V151H114ZM140 150L142 151V152H140ZM156 150V151H155ZM201 150V151H200ZM17 151V150H16ZM19 152H21L20 150H18ZM77 151V153H75ZM97 151V152H96ZM99 151V152H98ZM105 151H107V152H105ZM109 151H110V153H109ZM114 151V152H113ZM117 151V152H116ZM147 151V152H146ZM150 151V152H149ZM155 151V152H154ZM19 152H14V154H15V157L13 156V154H11V158H13V159H15V160H13V159H11V158H9V157H7L6 155H5V152L2 154V155H4V157H6V159H8L9 158V160L8 161H6V163H12L11 165H13L12 167L11 166H9V167H7V170H6V172H5V178H4V185H7V186H9V187H16V188H20V189H23V191L25 190L24 189V187H25V184L23 183L24 182V180L22 179V177H24V172H25V170H26V168L28 169L29 167H30V164L32 165V163L34 162V161H36V159H38V158H36V159H34V157L32 156L31 158H32V163H30L29 162V157H30V154H29V156H27L26 154H23L22 153V155H26V157L28 158V161L26 160L27 158L25 157L24 159H25V164L23 163V161L22 162H20L19 160H21V153L20 154H18ZM67 152H69V153H67ZM72 152H74L75 154H77V155H75L74 153H72ZM79 152V153H78ZM111 152L113 153V154H111ZM123 152H126V153H124V154H121V153H123ZM100 153H101V155H100ZM120 153V154H119ZM135 153V154H134ZM139 153V154H138ZM158 153V155L156 156L155 154H157ZM33 154V155H34ZM66 154H70L69 156H67ZM74 156H76V157H74ZM86 154H88L87 156H86ZM106 154H108V155H106ZM119 154V155H118ZM134 154V155H133ZM144 154V155H143ZM169 154V155H168ZM186 154V155H185ZM191 154V155H190ZM10 155V154H9ZM17 155H20V157H18ZM78 155H79V157H78ZM94 155V156H93ZM98 155V156H97ZM113 155V156H112ZM123 155H125L124 157H126V155H127V157L126 158H124L123 157ZM130 155V156H129ZM131 155L134 157V159H133V157H131ZM137 155V156H136ZM143 155V156H142ZM155 155V156H154ZM189 155V156H188ZM41 156V157H40ZM57 156V157H56ZM62 156H63V158H62ZM66 158H65V157ZM92 156V157H91ZM95 156H97L96 158H95ZM104 157V159H103V157ZM139 156V157H138ZM145 156H149L147 159L145 158ZM191 156V157H190ZM17 157H18V159H17ZM60 159H59V158ZM68 157H70V158H68ZM72 157H73V159H72ZM91 157V158H90ZM95 159H94V158ZM100 158V161H99V158ZM113 157H115V158H113ZM121 157H123V158H121ZM130 157V158H129ZM144 157V158H143ZM153 157H157L156 159L155 158H153ZM162 157V158H161ZM165 157V158H164ZM193 157V158H192ZM2 158H3V156H2ZM20 158V159H19ZM23 158V157H22ZM30 158V159H31ZM75 158H77L78 160H76ZM90 158V159H89ZM98 158V159H97ZM102 158V159H101ZM127 158H129L128 160H126ZM140 158V159H139ZM176 158H178V161H177V159ZM187 158H188V160H187ZM5 159V160H6ZM62 159V160H61ZM64 159V160H63ZM80 159V160H79ZM97 159V160H96ZM114 159V160H113ZM125 160L126 162L123 164V168H124V166H125V168L126 169H129V170H124L122 167H120L119 166V161H121V160ZM132 159V160H131ZM138 159L140 160V161H143V162H140V161H138ZM142 159V160H141ZM150 159V161H148ZM163 159L166 161V162H172L173 164H170L171 165V167L169 166V165H167L166 166V164L164 163V162H162L163 161ZM4 160V159H3ZM5 160H4V164H6L5 163ZM13 160V161H12ZM67 160H71L72 162H69V161H67ZM109 160V161H108ZM135 160V161H134ZM147 160V161H146ZM154 160V161H153ZM157 160V161H156ZM176 160V161H175ZM182 160H184L183 161V163L185 162V164H183L182 162H180L179 163V161H182ZM20 162V163H23V165L22 164H20L19 165V163H18V165H17V162ZM128 161V162H127ZM138 161V162H137ZM145 161V162H144ZM64 162V163H63ZM65 162H67V163H65ZM78 162V163H77ZM113 162H115V163H117V164H115V163H113ZM134 162H136V163H134V164H136V165H134L133 163ZM139 162H140V164H139ZM147 162V163H146ZM153 162V163H152ZM161 162V163H160ZM179 163V166H178V172L177 173H179V174H177L176 173V169H177V165H178V163ZM189 162V163H188ZM57 163V164H56ZM71 163V164H70ZM80 163V164H79ZM85 163H86V165H85ZM101 163V164H100ZM108 163V164H107ZM127 163V164H126ZM130 163V164H129ZM157 163V164H156ZM162 163H164L163 165H162ZM28 164V165H27ZM64 164V165H63ZM82 164V166H80ZM100 164V165H99ZM106 165V166H104V165ZM132 164V165H131ZM154 164V165H153ZM183 164V165H182ZM191 164V165H190ZM14 165L16 166V169H14L15 167H14ZM69 165V166H68ZM128 165H130L131 166V168H130V166L128 167ZM139 165V166H138ZM140 165H141V167H140ZM190 165V166H189ZM22 166H23V168H22ZM24 166H27L26 168L24 167ZM52 166H53V168H52ZM60 166L62 167V169L60 168ZM66 166V167H65ZM137 166V167H136ZM159 166V167H158ZM169 166V168H168V170H166L165 168L166 167H168ZM181 166H183V168L181 167ZM86 167V168H85ZM144 167V168H143ZM145 167H147V168H145ZM150 167V168H149ZM164 167V168H163ZM180 167H181V169H180ZM187 167V168H186ZM188 167H191V169L188 171ZM31 168V167H30ZM74 168V169H73ZM93 168V169H92ZM134 168V169H133ZM136 168V169H135ZM158 168V169H157ZM22 169L24 170V171H22ZM64 169V170H63ZM68 169V170H67ZM71 169H72V171H71ZM80 169V170H79ZM91 169V170H90ZM117 169H118V171H117ZM121 169V170H120ZM123 169V170H122ZM144 169H145V171H144ZM146 169H149V170H146ZM157 169V170H156ZM180 169V170H179ZM30 170V169H29ZM85 170V171H84ZM134 170V171H133ZM142 170V171H141ZM152 170H154V171H152ZM156 170V171H155ZM165 170V171H164ZM170 170V171H169ZM185 170V171H184ZM17 171H19V172H17ZM68 171H70V172H68ZM75 171V172H74ZM87 171V172H86ZM98 171V172H97ZM129 171V172H128ZM150 171V172H149ZM23 172V173H22ZM106 172V173H105ZM108 172V173H107ZM113 172V173H112ZM126 172H128L127 174H126ZM132 172H134V173H132ZM149 172V173H148ZM156 172V173H155ZM160 172H161V174H160ZM186 172V173H185ZM192 172V171H191ZM191 172H189V173H191ZM82 173L83 174H85L87 177H85L84 175H82ZM87 173V174H86ZM95 173V174H94ZM97 173H99V174H97ZM130 173H131V176H130ZM135 173H137V174H135ZM141 173H143V174H141ZM19 174V175H18ZM74 174V175H73ZM109 174V175H108ZM112 174H114V175H112ZM124 174V175H123ZM156 176H155V175ZM160 174V175H159ZM179 175L178 177H177V175ZM183 175V177L184 178H182V180L180 179V177ZM185 174L187 175V177H185ZM25 175H26V173H25ZM66 175V176H65ZM82 175V176H81ZM99 175V176H98ZM108 175V176H107ZM111 175H112V177H111ZM128 175V176H127ZM134 175H136L138 178H139V180H138V182H137V177L136 176H134ZM139 175V176H138ZM146 175H147V177H146ZM150 175V176H149ZM73 176V177H72ZM91 176V177H90ZM106 176H107V178H106ZM121 176H123L122 178H121ZM134 177V178H136V179H132V178H127V177ZM141 176H142V178H141ZM166 176V178H164ZM84 177V179H86L87 178V180L86 181H81V179ZM93 177L95 178V179H97L98 177V179H97V181H95L94 179H93ZM103 177V178H102ZM120 177V179L119 180H117L118 178ZM151 177V178H150ZM159 177V178H158ZM77 178V179H76ZM109 178V179H108ZM127 178V179H126ZM141 178V179H140ZM144 178H146V179H144ZM172 178V179H171ZM179 178V179H178ZM185 178H186V180H185ZM22 179V180H21ZM64 181H63V180ZM71 179V180H70ZM143 179V180H142ZM175 179V180H174ZM70 180V181H69ZM74 182H73V181ZM77 180V182L76 183H78L79 182V184H77L76 185V183H75V181ZM102 180H103V182H102ZM107 180V181H106ZM112 180V181H111ZM115 180V181H114ZM121 180H123V181H121ZM132 180H134V181H132ZM88 181H90V183H88ZM99 181H101V182H99ZM106 183H105V182ZM109 181V182H108ZM116 181H118V182H116ZM121 181V182H120ZM125 181V182H124ZM126 181H128L127 183H129V184H126ZM147 181V182H146ZM149 181H150V183H149ZM178 181H179V183H178ZM184 181H186V182H184ZM9 182V183H8ZM83 182L85 183V184H83ZM98 182V183H97ZM71 183V184H70ZM75 183V184H74ZM82 183V185H83V187H85V189L84 188H82V186L80 185ZM119 183H122V185L121 184H119ZM123 183H124V185H123ZM131 183H132V185H133V187H135V188H133V190L131 189L132 188V185H131ZM137 183V184H136ZM148 183V184H147ZM178 183V184H177ZM10 184V185H9ZM57 184V185H56ZM97 184V185H96ZM103 184V185H102ZM119 184V185H118ZM181 184H182V186H181ZM185 184H186V186H185ZM24 185V186H23ZM56 185V186H55ZM91 185V186H90ZM94 185V186H93ZM121 185V186H120ZM148 185V186H147ZM76 186V187H75ZM97 186V187H96ZM99 186V187H98ZM110 186V187H109ZM128 186V187H127ZM130 186H131V188H130ZM151 186H153L152 187V189H151ZM171 186V189L169 188ZM178 186V187H177ZM63 187V188H62ZM71 187V188H70ZM77 187H79V189L77 188ZM89 187H91V189L89 188ZM93 187V188H92ZM120 187H123L122 188V190H121V188ZM125 187V188H124ZM188 188V190H187V188ZM50 190H49V189ZM52 188V189H51ZM56 188V189H55ZM84 189V192H83V190L82 189ZM95 188V189H94ZM102 188V189H101ZM107 190H106V189ZM120 188V189H119ZM130 188V189H129ZM157 188V189H156ZM180 188H185L183 191H181L182 189H180ZM55 189V190H54ZM94 189V190H93ZM146 189V190H145ZM50 192H52V193H50ZM52 190V191H51ZM60 192H59V191ZM62 190V191H61ZM65 190H67V192H65ZM82 190V191H81ZM88 190V191H87ZM150 190V191H149ZM164 190H165V192H164ZM169 190H171V191H169ZM187 190V191H186ZM191 190V191H190ZM26 191V190H25ZM24 191V192H25ZM54 191V192H53ZM56 191V192H55ZM95 191V192H94ZM97 191V192H96ZM105 191V192H104ZM108 191H109V193H110V191H111V193L109 194L108 193ZM122 191H123V193H122ZM137 191H138V193L139 194H137ZM143 191V192H142ZM146 191V192H145ZM191 193H193V194H190V192ZM48 192H49V195H48ZM81 192H83L82 194H81ZM90 192V193H89ZM92 192V193H91ZM93 192H94V194H93ZM131 192V194H129ZM142 192V193H141ZM156 192V193H155ZM180 192V193H179ZM55 193H57L58 195H60V196H58V195H56V197L54 198V196H55ZM60 193V194H59ZM76 193V194H75ZM102 193H103V196L105 197H103L102 196ZM104 193H105V195H104ZM125 193H127V194H125ZM143 193H145V194H143ZM166 193V194H165ZM170 193V194H169ZM176 193V194H175ZM188 193V194H187ZM53 194V195H52ZM83 194H87L86 195V198L87 199H83V198H85V197H82L81 195H83ZM98 194V195H97ZM121 194V195H120ZM165 194V195H164ZM178 194H179V196H178ZM183 194V195H182ZM50 195L52 196V198L50 197ZM94 195V196H93ZM99 195H100V197H99ZM120 195V196H119ZM127 195H130L129 197H125V196H127ZM134 195V196H133ZM144 195H146L145 197H144ZM172 195V196H171ZM195 195V196H194ZM197 195V196H196ZM49 196V197H48ZM68 196V197H67ZM92 196V197H91ZM96 196V197H95ZM102 196V197H101ZM134 197V199H133V197ZM161 196V197H160ZM173 196L175 197V200H174V198H173ZM60 197V198H59ZM64 197V199H61V198H63ZM91 197V198H90ZM94 197V198H93ZM147 197V199L145 200V198ZM178 197H179V199H178ZM182 197V198H181ZM184 197V198H183ZM54 198V199H53ZM102 198H104V199H102ZM167 198V199H166ZM46 199V200H45ZM57 199V200H56ZM66 199V200H65ZM75 199V200H74ZM95 199H97V200H95ZM100 199V200H99ZM102 199V200H101ZM121 199V200H120ZM143 199V200H142ZM167 200V201H165L164 202V200ZM172 199V200H171ZM176 199L178 200V201H176ZM54 200V201H53ZM77 200V201H76ZM83 200H86L87 202H85L84 203V201ZM113 200H115V201H113ZM130 202H129V201ZM148 200V201H147ZM152 200V201H151ZM197 201V204H196V201ZM46 201H47V203H46ZM49 201L52 203L53 202V205L51 204L50 206H51V208H50V206L49 207H47V205H49ZM60 201V202H59ZM64 201V202H63ZM66 201V202H65ZM102 201V202H101ZM122 201H123V203H122ZM126 201V202H125ZM136 201V202H135ZM184 201V202H183ZM195 203H194V202ZM16 202V201H15ZM43 202H44V204H43ZM57 202V203H56ZM59 202V203H58ZM62 202V203H61ZM69 202V203H68ZM72 202V203H71ZM75 202V203H74ZM83 205V203L85 204V206L87 207L86 208V210H85V208H83L82 207V205H80V203ZM122 203V204H125L126 203V205L129 203V205H127L126 207H128V209H130V208H132V209H130V210H132V212H130V210H126L127 208L126 207H123V205L122 204H120V203ZM141 202V203H140ZM200 202V203H199ZM41 203V204H40ZM117 203V204H116ZM147 206H145L144 204ZM167 203H168V205H167ZM47 204V205H46ZM60 204V205H59ZM63 204V205H62ZM160 204V205H159ZM179 204V205H178ZM182 204V205H181ZM31 205H33V206H31ZM44 207H43V206ZM114 205V206H113ZM119 205H121V206H119ZM131 205V206H130ZM134 205V206H133ZM140 205H142V206H140ZM159 205V206H158ZM186 207H185V206ZM260 205L262 206L263 204H259L258 206L256 205L255 207H254V211L258 208V207H260ZM23 208H22V207ZM26 206H28V207H26ZM35 206H37V208H38V211L36 210L37 208L35 207ZM40 206V207H39ZM52 206H53V208H52ZM56 206V207H55ZM65 206V207H64ZM79 206H81V207H79ZM121 207V209L119 208V207ZM125 206V205H124ZM130 206V207H129ZM179 206H183V207H179ZM188 206V207H187ZM14 207V208H13ZM35 207V208H34ZM43 207V208H42ZM47 207V208H46ZM95 207V208H94ZM115 207H117L118 208V214L116 215V219H113V221L111 220H108V219H110V215H109V213H107V215H106V211H110V210H114V208ZM141 207V208H140ZM163 207V208H162ZM166 207V208H165ZM193 207H195L197 210H195V208H193ZM22 208V209H21ZM29 208V209H28ZM42 208V209H41ZM57 208V209H56ZM67 208V209H66ZM124 208V209H123ZM146 209L148 212H146V210H143V209ZM180 208H182L183 210L185 209V210H187V211H185L186 213L184 214V211L182 210V209H180ZM187 208V209H186ZM10 209H8V210H10ZM18 210V212H15V210ZM26 209H28V211L29 212H27V210ZM33 209H35V210H33ZM45 209L47 210H49L48 212H50V214L47 212V211H45ZM54 209H56V210H53ZM68 209H69V211H68ZM71 209V210H70ZM80 209H83V211L85 210V212L87 211L88 212V215L85 213V216L86 217H88V219H89V217H91V215H92V217L90 218L91 220L89 221L88 220V226L86 225V228H88L89 230V232H87V234H88V236L86 237V239H88V240H91V241H88V240H86L85 239V241L84 240H82V239H84L85 238V236L84 237H82L83 236V234H82V229H81V227H80V225L78 224V223H80L79 222V214H80V212L78 213V211L80 210ZM91 209H92V211H91ZM94 209V210H93ZM99 209V210H98ZM110 209V210H109ZM149 209H150V215H149ZM172 209V210H171ZM175 209V210H174ZM10 210V211H11ZM16 210V211H17ZM58 210H60L59 211V213H61V211H62V213L60 214V216H62L63 214V216L62 217H64V218H66V219H63L62 217H60V216H58ZM67 210V211H66ZM112 210V211H113ZM125 210V211H124ZM136 210V211H135ZM170 212H169V211ZM22 211H26V212H24V213H22ZM53 211V212H52ZM55 211L57 212V214L55 213ZM80 211H82V210H80ZM104 211V212H103ZM127 211V213H126V216H125V213L124 212H126ZM143 211V212H142ZM197 211V212H196ZM21 212V213H20ZM30 212H32V214H30ZM37 212L38 213H40V214H37ZM90 212H92V213H90ZM99 212V213H98ZM138 212V213H137ZM144 212L145 213H148V217H147V214H145L144 215ZM194 212V213H193ZM15 213H17V214H15ZM27 213V214H26ZM29 213V214H28ZM47 213V214H46ZM52 213V214H51ZM77 213V214H76ZM95 213V214H94ZM97 213V214H96ZM101 213V214H100ZM111 213V212H110ZM142 213V214H141ZM172 213V214H171ZM252 213H253V211H252ZM252 213H251V215H252ZM26 214V215H25ZM37 214V216H35ZM45 214V215H44ZM69 214V215H68ZM73 214V215H72ZM94 214V215H93ZM122 214V215H121ZM152 214V215H151ZM157 214H158V216H157ZM167 214V215H166ZM197 214V215H196ZM46 215H48V218L50 219L49 220V222H48V220H47V218L45 219V217H46ZM51 215H57L58 216V218L57 217H55V218H53ZM77 215V216H76ZM128 215H129V217H128ZM143 215V216H142ZM172 215V216H171ZM190 215H191V217H190ZM193 215V216H192ZM24 216H32L31 218L29 217H25V219H24ZM35 216V217H34ZM41 216V217H40ZM67 216V217H66ZM72 216V218L70 219L69 217H71ZM74 216H76L75 218H74ZM104 216V217H103ZM146 216V217H145ZM154 218L153 220H152V217ZM187 216H189V217H187ZM196 216V217H195ZM9 217H11V219L9 218ZM36 217L38 218V219H36ZM41 219H40V218ZM52 217V218H51ZM132 218V219H129V218ZM135 217V218H134ZM142 217V218H141ZM158 217H160V218H158ZM170 217H172V219H170V221H169V218ZM23 220H22V219ZM62 218V219H61ZM96 218V219H95ZM102 220V218H105V220L103 221H101L100 219ZM124 218V219H123ZM127 218V219H126ZM139 218V219H138ZM151 219L152 220V222H151V225L149 224V226L147 227L146 226V224L147 223H150V221H149V219ZM53 219H55V221L53 220ZM65 220V221H62V222H60L61 220ZM77 219V220H76ZM94 219H95V222H96V225H97V223H98V225L96 226H94V228L95 229H92V223H93V221H94ZM134 219L136 220V221H134ZM143 219V220H142ZM192 219V220H191ZM196 219V220H195ZM27 220H28V223H27ZM30 220H31V222H30ZM36 220V221H35ZM60 220V221H59ZM73 220V221H72ZM97 220V221H96ZM128 220V221H127ZM132 220V221H131ZM156 220V221H155ZM181 220V221H180ZM200 220H202V221H200ZM7 221V222H6ZM21 221L23 222H26V224L24 223V227L25 228H23L22 227V225H23V223H21ZM35 221V222H34ZM38 221V222H37ZM43 221V222H42ZM51 221V222H50ZM57 221V222H56ZM67 221H68V223H67ZM78 221V222H77ZM116 223H115V222ZM123 221V222H122ZM130 221V222H129ZM140 221V222H139ZM188 221V222H187ZM201 223H200V222ZM211 221V220H210ZM5 222L6 223H8V225L7 224H5ZM33 222L36 224H33ZM42 222V223H41ZM56 222V224L55 225H53L54 223ZM60 222V223H59ZM69 222H70V224H69ZM114 223L115 224V226H114V224H112V223ZM119 222V223H118ZM131 222H135L134 224H135V226H133V223H131ZM138 222H139V224H138ZM146 222V223H145ZM156 222H158V223H156ZM170 222V223H169ZM191 222V223H190ZM204 222V221H203ZM212 222H214V223H216L217 225L218 224H220V223H218V221L215 219V220H213L212 219ZM18 223L20 224V228L18 227L19 225H18ZM40 223V224H39ZM46 223V224H45ZM49 223H51V225L49 224ZM73 223V224H72ZM75 223V224H74ZM77 223V224H76ZM101 223V225L103 226H99V224ZM123 223H125V224H123ZM127 223H129V224H127ZM131 223V224H130ZM172 223V224H171ZM174 223V224H173ZM14 224H16V225H18V226H14ZM31 224H33V225H31ZM45 227H43L42 225ZM59 224H65L62 228L63 229H61V227H60V225L58 226ZM67 224H69L68 226H70V227H68V228H71L72 227V229L74 228V230L72 231V229H71V231H70V229H67ZM71 224L73 225V226H71ZM95 224V223H94ZM121 224V225H120ZM138 224V225H137ZM154 224H156V225H154ZM30 226L31 225V227L32 228H34V230H32V228H31V230L29 229V227H26V226ZM35 225V226H34ZM38 225H40V226H38ZM49 225V226H48ZM54 227H53V226ZM76 225V226H75ZM117 225V226H116ZM132 225V226H131ZM148 225V224H147ZM152 225H154V226H152ZM182 225V226H181ZM41 229V231H39V228ZM51 226V227H50ZM113 226H114V228H113ZM130 226V227H129ZM138 226H140V229H138L139 227ZM152 226V227H151ZM171 226V227H170ZM176 226V227H175ZM208 227V229L206 228V227ZM0 227V228H1ZM53 227V228H52ZM56 227H58L59 229H57ZM75 227H79V229L78 228H75ZM101 227V231L103 232H101L100 231V228ZM116 227H119V228H116ZM124 227V228H123ZM132 227V228H131ZM201 227H203V229H201ZM205 227V228H204ZM242 227V228H241ZM15 228V229H16ZM27 228V229H26ZM35 228H37L38 229V231H37V229L35 230ZM123 228V230H124V232H123V230L121 231V229ZM136 228H137V230H136ZM141 228H143V229H145V230H141ZM148 228H149V230L152 228V229H154V230H152V231H149L148 230ZM21 229H23V231H24V233H23V231L21 232L22 234H19V231ZM43 229V230H42ZM48 229V230H47ZM54 229V230H53ZM55 229L57 230V231H59L60 229L63 231H61V232H58L59 234H55ZM67 229V230H66ZM113 229V230H112ZM135 229V230H134ZM204 229H207V231L206 230H204ZM7 230V231H6ZM47 230V231H46ZM80 230V231H79ZM87 230V229H86ZM99 230V231H98ZM105 230V231H104ZM118 232H117V231ZM134 230V231H133ZM142 232H141V231ZM177 230V231H176ZM186 230V231H185ZM203 231V233L205 232V233H207L208 231V233L205 235V233L203 234L202 233V231ZM3 231H6V232H12V233H10V234H7V233H5V232H3ZM27 231H30V233L29 232H27ZM31 231H32V234H31ZM37 231V232H36ZM45 232L44 234H42L43 232ZM49 231V232H48ZM52 231V232H51ZM57 231H56V233H57ZM65 231V232H64ZM67 231H69V233H70V235H68V232ZM132 231V232H131ZM149 231V232H148ZM156 231V232H155ZM25 232L27 233V234H25ZM38 232H42L41 234L40 233H38ZM46 232H48V233H46ZM115 232H117V233H115ZM125 232H127V233H125ZM136 232V233H135ZM146 232V233H145ZM150 232H152V233H150ZM154 232H155V235H154ZM37 233H38V237H35V235H37ZM52 233V234H51ZM61 233V234H60ZM64 233V234H63ZM71 233H73V235L71 234ZM83 233H85L84 231H83ZM100 234V236H99V234ZM102 233V234H101ZM115 233V234H114ZM129 233V234H128ZM150 233V234H149ZM198 233V234H197ZM200 233V234H199ZM24 234V235H23ZM49 235L48 237H47V235ZM53 234H55V235H59L58 236V240L57 241H55L56 240V237L57 236H55V235H53ZM66 234H67V236H66ZM76 234V236H74ZM86 234V235H87ZM98 234V235H97ZM105 234V235H104ZM116 234H118V235H116ZM127 234V235H126ZM136 234V235H135ZM174 234V235H173ZM195 234V235H194ZM208 234H209V236H208ZM211 234V235H210ZM8 235V236H7ZM17 235H18V237H17ZM28 237H26V236ZM41 235H42V237H41ZM62 235V236H61ZM82 235V236H81ZM85 235V234H84ZM126 237H125V236ZM133 235V236H132ZM146 235V236H145ZM154 235V236H153ZM159 235V236H158ZM185 236V238H183L184 236ZM204 235L206 236V237H204ZM14 236V237H13ZM21 236V237H20ZM50 236H51V238H50ZM96 236V237H95ZM98 236H99V238H98ZM122 236V237H121ZM134 236H135V238H134ZM151 236V237H150ZM165 236V237H164ZM176 236V237H175ZM178 236V237H177ZM183 236V237H182ZM190 236H192V237H190ZM15 237H17V238H15ZM41 237V238H40ZM44 237L47 239H45L44 240ZM60 237V238H59ZM64 237V238H63ZM77 237H80V239L79 238H77ZM92 237H94V238H92ZM103 237V238H102ZM108 237V238H107ZM124 237V238H123ZM138 239H137V238ZM148 237H150L149 239L150 240H152V241H150L149 239H147ZM153 237V238H152ZM156 237V239H154ZM166 237H167V239H166ZM173 237H175L174 239H173ZM179 237H181V239L179 238ZM208 237H210V239L208 238ZM12 238H14L13 240H12ZM18 238H20L19 240H17ZM33 238H34V240H35V238L37 239L36 241H34L33 240ZM52 238H54V239H52ZM71 238V239H70ZM73 238V239H72ZM74 238H75V240H74ZM118 238V239H117ZM131 238H132V240H131ZM146 238V239H145ZM171 238V239H170ZM188 238V239H187ZM206 238V239H205ZM237 238V239H236ZM42 239V240H41ZM67 239V241H69L70 242V240H73V241H71L70 243L69 242H65L64 243V241ZM69 239V240H68ZM76 239H79V241L77 240L76 241ZM103 239V240H102ZM108 239V240H107ZM110 239H111V241H110ZM113 239V240H112ZM124 239V240H123ZM126 239V240H125ZM170 239V240H169ZM203 239V240H202ZM234 239H236V241L234 240ZM16 240V241H15ZM23 240H24V243H23ZM27 240H29L28 242H26ZM54 240V241H53ZM64 240V241H63ZM81 240L82 241H84V242H81ZM94 240V241H93ZM100 240V241H99ZM101 240H102V242H101ZM120 240L122 241V242H120ZM198 240V241H197ZM206 240L208 241V242H206ZM2 241H4V242H2ZM17 241H19V243L17 242ZM21 241V242H20ZM44 241V242H43ZM49 241H51V242H49V244H48V242ZM63 242V243H61V245L62 246H60V243H58V242ZM100 243H98V242ZM117 241V242H116ZM124 241V242H123ZM130 241V242H129ZM132 241V242H131ZM139 241H141V242H139ZM148 241H150V242H148ZM165 241H166V243H165ZM191 241L192 242V246H193V248H191V249H188L189 247L187 246L188 244L187 243H189V242ZM200 241H202V242H200ZM205 243H204V242ZM2 242V243H1ZM6 242H7V245H6ZM91 244H90V243ZM97 244V246L96 245H94L95 243ZM111 242V243H110ZM128 242H129V244L130 245H127L128 244ZM135 242V244H132V243H134ZM148 242V243H147ZM168 242V243H167ZM196 242V243H195ZM16 243V244H15ZM17 243H18V245H17ZM21 243V244H20ZM43 243H44V247L43 246H41V245H43ZM54 243H56V244H54ZM81 243V244H80ZM89 243V244H88ZM93 243V244H92ZM101 243L103 244V245H106V246H104V247H102L103 245H101ZM120 243H123L122 244V246L123 245H125V247L123 246V248H122V246L120 245ZM125 243V244H124ZM140 243V244H139ZM142 243H144V244H142ZM150 243V244H149ZM194 243H195V245H194ZM198 243V244H197ZM209 243V244H208ZM68 244H70V245H68ZM85 244V245H84ZM107 244H109V245H107ZM147 244V245H146ZM169 244V245H168ZM177 244H178V246H177ZM181 244V245H180ZM187 244V245H186ZM35 246V248H34V246ZM47 245V246H46ZM55 245H58V246H55ZM63 245H65V246H63ZM91 245H92V248H94V247H96V249L94 250V251H98V254L96 255V253L94 254V252L91 250V249H89V248H91ZM98 245H101L100 247V249H98L99 247H98ZM128 247H127V246ZM132 245H134V246H132ZM136 245V246H135ZM138 245V246H137ZM142 245V246H141ZM143 245H144V247L145 246H147V248L145 247H143ZM149 245V246H148ZM156 245V246H155ZM164 245V246H163ZM204 245V247H202ZM208 245V246H207ZM46 246V247H45ZM54 246V247H53ZM80 247V249H78L77 247ZM83 246V247H82ZM85 246V247H84ZM131 246H132V248H131ZM150 246H152V247H154L155 249H153V248H151ZM166 246V247H165ZM200 246V248L201 249H198V247ZM213 246V247H212ZM233 246H234V248H233ZM3 247V248H2ZM38 247V248H37ZM58 247H60V248H62V250H63V252L61 251V249H59ZM84 249H82V248ZM148 247H149V250H148ZM178 247V248H177ZM217 247V248H216ZM238 247V248H237ZM48 248V249H47ZM78 250H76V249ZM115 250H114V249ZM124 250V248H126V249H128V250H126L125 249V251H123L122 249ZM160 248V249H159ZM165 248V249H164ZM166 248H168V249H166ZM241 248V249H240ZM46 249V250H45ZM77 251H75V250ZM137 251H136V250ZM141 251L142 249H143V253L144 254H141L142 253V251H141V253H140V251ZM146 249V250H145ZM151 249V250H150ZM153 249V250H152ZM178 249H180V250H178ZM193 249H194V251H193ZM240 250V251H238V252H236V250ZM55 250H57V251H55ZM59 250V251H58ZM88 252H87V251ZM108 250L110 251V253L108 252ZM134 250V251H133ZM149 252H148V251ZM159 250V251H158ZM160 250H163V252H161ZM192 250V251H191ZM200 252H199V251ZM217 250H219V251H217ZM53 251H55V252H53ZM117 251V252H116ZM138 251H139V253H138ZM156 251V252H155ZM164 251H165V253H164ZM180 251H183V252H180ZM188 251H190L189 253H188ZM224 251V252H223ZM76 252V255L75 254H73V253H75ZM80 252V253H79ZM84 252V253H85ZM93 252V254H91ZM108 253V256H106L107 255V253ZM134 252V253H133ZM151 252H154V253H151ZM160 253V254H158V253ZM169 252H172V253H169ZM173 252H175L174 253V255H173ZM227 252H228V254H227ZM239 252H241V254L239 253ZM105 253V256H103V254ZM112 253H113V257H114V259H118L117 260V262H116V260H114V259H112V258H110L111 256H112ZM120 253V254H119ZM127 253H128V255H127ZM148 253H149V257H147L148 256ZM150 253L152 254V256L150 255ZM183 253V255H182V257H181V255L180 254H182ZM196 253V254H195ZM199 253V254H198ZM210 253V254H209ZM88 254H90V255H88ZM115 254V255H114ZM127 256H126V255ZM130 254V255H129ZM138 254V255H137ZM147 254V255H146ZM227 254V255H226ZM229 254H231V255H229ZM74 255V256H73ZM78 255V256H77ZM111 255V256H110ZM124 255H125V257H124ZM140 255V256H139ZM158 255V256H157ZM162 255V256H161ZM235 257H234V256ZM240 255H242V256H240ZM77 256V257H76ZM79 256H80V258H79ZM100 256V257H99ZM103 256V257H102ZM121 256L123 257V258H121ZM133 256H135V257H133ZM137 256V257H136ZM146 256V257H145ZM159 256H160V261H157V259L159 260ZM163 256L165 257V258H163ZM175 256V257H174ZM184 256V257H183ZM190 256V257H189ZM219 256V257H218ZM229 256L230 257H232V258H229ZM98 257V258H97ZM126 257L128 258V260L130 259V260H133V261H127V259H126ZM143 257V258H142ZM147 258V259H145V258ZM187 258V260H186V258ZM244 259V261H243V259ZM73 258H78L79 260H75V259H73ZM121 258V259H120ZM141 258V259H140ZM148 258H150V259H148ZM168 258V259H167ZM173 260H172V259ZM180 258V259H179ZM191 258L193 259V260H191ZM258 258H262V260H263V262L262 261H258L259 259ZM66 259V260H65ZM106 259V261H104ZM110 261H109V260ZM111 259H112V261H111ZM138 261H137V260ZM155 261H154V260ZM163 259V260H162ZM183 259H184V261H183ZM201 259V260H200ZM223 259V260H222ZM236 261H235V260ZM258 259V260H257ZM74 260H75V262H74ZM97 260V261H96ZM162 260V261H161ZM166 260V261H165ZM230 260H231V262H230ZM66 261V262H65ZM136 261V262H135ZM144 261V262H143ZM152 261V262H151ZM174 261V262H173ZM178 261V262H177ZM190 263H189V262ZM228 261V262H227ZM233 261V262H232ZM65 262V263H64ZM70 262V263H69ZM74 262V263H73ZM93 262V260H91V263ZM97 262V263H96ZM160 262V263H159ZM165 262V263H164ZM171 262V263H170ZM200 262H202V263H200ZM242 262V263H241ZM90 263V264H91ZM101 263V264H102ZM125 263H123V264H125ZM236 263H234V264H236ZM87 264H89V263H87ZM93 264V263H92Z\"/></svg>",
  "mask_w": 264,
  "mask_h": 264
},
{
  "label": "bare ground",
  "instance_id": "bare-ground-1",
  "mask_svg": "<svg viewBox=\"0 0 264 264\" xmlns=\"http://www.w3.org/2000/svg\"><path fill=\"white\" fill-rule=\"evenodd\" d=\"M21 1V0H20ZM27 1V0H26ZM29 1V0H28ZM44 1H46L47 3H49L50 1H52V0H44ZM54 2H50L51 4H54V5H58V3H59V1L60 0H56V2H55V0H53ZM62 1V3H64L63 2V0H61ZM65 1V0H64ZM71 1H74V0H71ZM78 1H80V0H78ZM85 1V0H84ZM83 1V2H84ZM104 1V0H103ZM103 1H99V3L100 2H103ZM108 1V0H107ZM116 0H114V2H115ZM119 1V0H118ZM122 1H126V0H122ZM131 1V0H130ZM130 1L128 0V2L130 3ZM135 1V0H134ZM133 0H132V2L130 3V4H128V6H127V8H125V9H127L128 10V12H129V14H131V9H133L132 7L133 6H129V5H132V4H134L135 5V3L137 4V3H139L140 5L141 4H146V2H147V0H136L135 2H134ZM154 0H152V2H153ZM157 3L159 2V5L158 6H160V10H157V9H159V8H157L156 10L157 11H159L160 12V14H159V17H158V19H157V21L156 20H153V22L154 21H156L154 24H156L155 26H157V28H158V30H160L159 32H158V30H157V32H158V34H157V32L154 30V28H152V27H154L153 25V22L151 21V25L148 23V22H150L149 20H147V22L145 21H141L142 22V24L143 25H147V23L149 24V26L148 27H151L153 30L152 31H150L151 30V28H148V27H144L143 28V31L141 30L142 29V27L140 28V30H138L137 29V27L138 26H136V25H138L137 23H139L140 24V22L139 21H137V20H135L132 16H133V14H131V15H129V16H131L132 18H133V21H137V23L136 22H134L135 23V25H134V27L136 26V29L138 30V31H142V32H144V31H146L145 33H147L148 34V32H149V34L148 35H151V36H149L151 39H152V32L153 31H155L154 33H156V37H159V36H161V41L160 42H155V43H153L154 42V40H152L151 42H150V44H148L147 42H143V43H146L145 44V46H141V48L142 47H145L144 49H147V50H142V52L144 53V52H146V53H149V54H153V55H156L157 54V52L159 51L158 50V48L157 47H159V46H162V48L160 49L161 50V54H162V52L163 51H165L166 50V46L167 47H169L170 48V50H171V52L172 53H174V55L173 56H171L169 59H167V58H165L164 56L161 58L160 56V54H157V56H159L158 57V59H156V56H154V58H153V55L151 54L150 56L148 55V56H146V53H142L141 52V49H139L140 50V52L142 53L141 54V56L139 55L140 53L139 52H136V50H138V48H136V50H134L135 49V47L134 46H137V44L135 45V44H133L132 42H131V44H130V39L132 38V37H128V39H126V40H129L128 42H129V45H130V47H134V49H132V50H128V49H126V50H128L129 52V54H130V52L133 54L134 53V51H135V53H138L137 55H132V57L133 56H138V58L140 57V61H138L137 60V57H134V59H136L137 60V63L138 62H140V63H138V64H141V63H143L144 61L145 62H147V60H148V62L147 63H149V61H151L152 60V58L153 59H155L154 60V63H155V61H156V63L157 64H159L158 62H161L160 64H161V67L162 68H160V66L158 67L157 66V68H159V69H161L160 71L162 72V71H166V73L165 74H167V72H172V71H175V72H178V73H180L179 71H181L180 69L182 68V69H185V67H186V69H187V71H190V72H192V75L191 76H189L190 78L189 79H191L190 80V84L192 85L193 84V89H195L196 91H197V95H198V93H199V95H198V97L201 99V102H193V103H195V104H197V105H192V107L195 109V108H198L199 109V112H198V114L201 116V115H204V117H205V115L206 114H208L209 115V113H208V111L209 110H211V109H213V110H217V109H219V110H222V112L220 111V113H223V114H221L222 116H219V117H222V118H224V119H222V124H220V125H222V126H220V131H218V130H215L214 131V137L215 136H222V142H221V146L218 144V143H214V146H212V147H210V148H212L209 152H207V149H206V153H204V154H202L201 156L202 157H200V159H199V156H196V157H198V159L197 158H195L194 159V161H193V163L191 162V164H192V167H193V170L191 169V167H188L189 169H188V171L191 169V171H189V172H191V173H189L188 172V175L190 174V177L188 178L187 177V175L185 174V177H187V182H188V179H189V182H188V188L189 189H192L193 191H194V193L195 194H204L205 195V199L203 200V198L201 199L203 202L202 203H200V205H198L196 208H199L198 209V214H201L199 217L204 221H202V220H200V221H202V223H203V225H205V222H206V225L207 226H209V227H211L210 229H211V231H212V240H211V244H213V241L216 243V245H217V243L219 244V246H225V247H228V246H231L232 247V245L233 244H239L238 242H239V240H238V242L236 241V239H234L235 241H236V243H233V241H232V238L233 237H235V235L238 237V227L240 228V226H241V224H243V222H245L249 217V220L251 219V217H252V215L255 213V211L258 209V208H260L261 207V205H260V207H258L255 211H254V207L257 205H259L260 203L261 204H263L264 205V117H262V119H263V122H262V120H260V116H259V114H257V113H254V112H256V111H258V112H261V111H263L262 109V106H264V93H262L263 91L261 90L262 89V86L260 87V85L259 84H257L256 82H258L257 80H255L256 78H255V76H256V74H254L253 75V71H252V67H251V64H252V61H254V59H256L255 60V64L257 65V73L261 76V79H263L264 80V73L262 72V70L260 69V66H259V64H258V60H257V47H258V43H259V39H260V36H261V34H262V31H263V29H264V17H263V14H262V11H264V0H255V4H257V5H253L254 3H252V4H250V1L248 2L251 6L250 7H245V6H243V8L241 7L240 8V10H237V8H238V5L237 4H241V3H243L245 0H155ZM154 1V2H155ZM243 1V2H242ZM22 2V1H21ZM25 2V1H24ZM30 2V1H29ZM43 2V1H42ZM41 2V3H42ZM65 2H67V0L65 1ZM81 3H82V1H80ZM91 2H92V4H91ZM91 2H90V0H89V4H85V6L86 7H84L85 8V10H84V12L86 11V8H87V10H89L88 12H91V8L93 7V9H94V7H96V5H97V10L99 9V11H100V7L98 8V6H99V3H97L96 4V2H98V1H95L94 2V0L92 1L91 0ZM94 2V3H93ZM108 2H110V1H108ZM113 1H112V4L114 3ZM148 2H150V0H148ZM147 2V3H148ZM152 2H150V3H152ZM153 2V3H154ZM62 3H59L60 4V6H59V8H64L66 11H67V9H68V11H70L69 9H73L74 8V6L72 5V2H71V4H70V6H68L69 5V1L67 2L68 3V5H66V7L68 6V7H70V8H65V7H63V4ZM67 3H64V4H67ZM74 3V2H73ZM85 3H87L86 1H85ZM104 3V2H103ZM111 3V2H110ZM116 3V5H117V3L118 4H120L119 2H115ZM114 3V4H115ZM122 3V2H121ZM124 3V2H123ZM245 3V2H244ZM26 4V3H25ZM34 4V3H33ZM38 4V3H37ZM43 4L45 5V2H43ZM76 4H78V2L76 3ZM84 4V3H83ZM91 4V5H90ZM96 4V5H95ZM102 4V3H101ZM105 4V6H106V3H104ZM103 4V5H104ZM124 4H127L126 2L124 3ZM124 4H121V6L122 5H124ZM156 3H154V5H155ZM30 5H31V3H30ZM34 5H36V4H34ZM42 5V4H41ZM43 5V6H44ZM56 5V7H58ZM75 5V4H74ZM79 5V4H78ZM88 5H90V6H88ZM95 5V6H94ZM102 5V6H103ZM110 5V4H109ZM149 5V4H148ZM152 5V4H151ZM157 5V4H156ZM73 6V7H72ZM79 6H83L82 4L81 5H79ZM101 6V5H100ZM101 6V7H102ZM104 6V7H105ZM118 6V5H117ZM147 6V5H146ZM239 6H241V5H239ZM30 7V6H29ZM75 7H78V6H76L75 5ZM108 8H103L104 10L106 9V11H107V9H108V14L109 15H112V17L111 18H113V16L115 15H113V14H110L111 12H110V10L114 7V6H112V5H110V6H107ZM110 7H112L110 10H109V8ZM126 7V6H125ZM129 7H131V9H130V11H129ZM135 7H136V5H135ZM134 7V8H135ZM142 7V8H141ZM141 7H136L137 9H139V8H141V9H145V8H143L144 6L143 5H141ZM151 7V6H150ZM155 7V6H154ZM263 7V8H262ZM90 8V9H89ZM115 8V7H114ZM118 8H119V6H118ZM118 8H116V9H118ZM234 8H236V9H234ZM78 9V8H77ZM73 10V12H77L76 14H78V10ZM79 9H82L83 10V8H79ZM102 9V10H103ZM116 9H114V10H116ZM124 9V8H123ZM140 9V10H141ZM154 8L152 7V10H153ZM82 10H80V11H82ZM97 10H94V11H97ZM113 10V9H112ZM120 11L122 10V8L120 7V9H119ZM146 10V9H145ZM150 10V9H149ZM149 10H148V12H149ZM155 9L153 10L154 12L156 11ZM62 11V10H61ZM120 11H116V12H113V13H117V12H119V13H121V15H124V14H122V12H120ZM125 10H123V12H124ZM133 12H134V9L132 10ZM138 11V10H137ZM147 11V10H146ZM156 11V12H157ZM11 12V11H10ZM33 12H34V10H33ZM63 12V11H62ZM73 12H71V13H73ZM87 12V13H88ZM93 12V11H92ZM104 12V11H103ZM127 12V11H126ZM135 12H136V10H135ZM134 12V13H135ZM138 12H141V11H138ZM153 12V13H154ZM155 12V13H156ZM30 13H32V12H30ZM47 13V12H46ZM65 12H63L62 14H59V15H62L63 17H64V14ZM67 13H69V12H67ZM66 13V14H67ZM82 13H83V11H82ZM86 12H85V15H88ZM125 13V12H124ZM143 13H146V12H143ZM154 13V14H155ZM74 14V13H73ZM76 14H74V15H76ZM81 14V13H80ZM84 14V13H83ZM92 14V13H91ZM97 13H94L93 15L95 16ZM107 14V13H106ZM105 14V15H106ZM140 13H138L137 15H139ZM141 14H142V12H141ZM140 14V16L142 17V18H144L143 17V15H141ZM149 14V13H148ZM147 14V15H148ZM153 14V15H154ZM68 15H70V14H67V17H68ZM74 15H71V16H73L74 17V19H75V16ZM82 15V14H81ZM80 15V16H81ZM85 15H84V17H85ZM90 15V14H89ZM100 15L102 16L103 14H102V12L100 13ZM120 14H118V16H117V18H120V16H121ZM125 15L126 16H128L126 13H125ZM137 15H135V16H137ZM156 15V14H155ZM38 16V15H37ZM61 16V17H62ZM92 16V15H91ZM91 16H89V19H88V21H90L91 22ZM104 16V15H103ZM139 16V17H140ZM145 17H146V19H147V16H146V14L144 15ZM158 16V15H157ZM31 17V16H30ZM83 17V16H82ZM87 17V16H86ZM86 17H85V20H86V23H87V19H86ZM98 17H100V16H98ZM107 17H109V16H107ZM115 17H116V15H115ZM151 17H152V15H151ZM150 17V18H151ZM65 18V17H64ZM63 18V19H64ZM78 18H80L81 19V17H78ZM88 18V17H87ZM93 18V17H92ZM95 19L94 20H96V18H97V16L96 17H94ZM106 18V17H105ZM111 18H108V20L109 21H107V23L109 22L110 23V21H114L113 22V26H120V25H117V24H121V20L120 21H116L115 22V20H111ZM125 18V16H123L122 17V19H124ZM131 18V19H132ZM69 19H71V18H69ZM73 19V18H72ZM76 19H77V17H76ZM97 19H99V18H97ZM102 19H103V22L102 21H97L98 23L100 22H102V26L104 25V27H105V24H107V23H105V24H103L104 23V17H102ZM121 19V18H120ZM136 19H139L140 20V18H138V16H137V18ZM145 19V18H144ZM143 19V20H144ZM145 19V20H146ZM40 20V19H39ZM83 20V23H85V20H84V18L82 19ZM106 20H107V18H106ZM117 20H119V19H117ZM77 21V20H76ZM75 20L73 21V23L74 22H76ZM79 21V20H78ZM92 21H93V19H92ZM126 21H128L127 19L124 21V23L126 22ZM133 21H131V23L133 22ZM51 22V21H50ZM69 21H68V18H67V22L66 23H68ZM81 22V21H80ZM120 22V23H119ZM40 23V22H39ZM61 23V22H60ZM63 23V22H62ZM62 23H61V25H62ZM79 22H76V24H78ZM82 23V22H81ZM91 23H93V22H91ZM94 23H96L95 21H94ZM93 23V24H94ZM115 23V24H114ZM131 23H130V25H131ZM52 25H53V23H51ZM58 24V23H57ZM64 24H65V22H64ZM69 24H71V22L69 23ZM80 24V23H79ZM122 24H123V22H122ZM126 24H129V21H128V23H126ZM141 24V25H142ZM153 24V25H152ZM48 25H50V24H48ZM59 25V24H58ZM88 25V24H87ZM89 25H90V23H89ZM96 25V24H95ZM94 25V26H95ZM98 25H100V24H98ZM65 26H67V25H65ZM71 26L73 27L72 29H71V27H69V25L67 26V27H63V29L64 28H66V32H67V30L69 29L70 31L69 32H71V30H72V32H76V31H78V27L79 26H77L76 25V27H77V29H76V27L74 26V25H72L71 24ZM82 26V25H81ZM84 26H86V24H83V26L82 27H84ZM102 26H100V28L99 29H97V31L98 32H101V31H99V30H101V28H102ZM140 26V25H139ZM46 27V26H45ZM90 27H93V26H90ZM90 27H86L87 28V30L90 28ZM99 27V26H98ZM97 27V28H98ZM104 27H103V30L105 31L107 28H111L110 26L108 27V26H106V29H104ZM121 27V26H120ZM120 27H118V29L120 28ZM134 27L132 28V30L134 29ZM59 28V27H58ZM68 28V29H67ZM81 28V27H80ZM85 28V27H84ZM95 28V27H94ZM116 28V27H115ZM127 28V27H126ZM147 28V30H145ZM206 28H208V30H206ZM30 29V28H29ZM39 29V28H38ZM73 29H76V31H73ZM91 29V28H90ZM89 29V30H90ZM125 29V28H124ZM136 29H134L133 31H135ZM148 29H150V30H148ZM52 30V29H51ZM51 30H49V31H51ZM82 31L84 30L85 31V29H81ZM87 30H86V33L87 34H89V32L90 31H94L93 30V28L89 31V32H87ZM96 30V29H95ZM102 30V31H103ZM113 30V29H112ZM115 30H117V29H115ZM122 30V29H121ZM120 30V31H121ZM63 31V30H62ZM64 31V32H65ZM83 31V32H84ZM96 31V32H97ZM108 31H111V30H108ZM119 31V30H118ZM129 31H130V27H129ZM129 31H127V32H129ZM25 32V31H24ZM69 32H67V34L69 33ZM71 32V33H72ZM81 32V31H80ZM75 33V34H77V35H80V36H78V37H80L81 38V34H82V36L83 35H85L83 32L82 33ZM97 32V33H98ZM107 32V31H106ZM111 32H114V31H111ZM124 32V31H123ZM125 32H126V29H125ZM12 33V32H11ZM39 33V32H38ZM91 33V32H90ZM94 34H96V36H97V33H95V32H93ZM92 33V34H93ZM104 33V32H103ZM137 33V32H136ZM135 32H134V35H133V33L130 35L129 33L127 34V35H129V36H135V34H136ZM152 33V34H151ZM67 34H65V35H67ZM75 34H73V36L75 35ZM91 34V35H92ZM102 34V33H101ZM118 34V33H117ZM124 34V33H123ZM142 34V33H141ZM161 34V35H160ZM210 34H212V35H210ZM99 35H100V33H99ZM98 35V37H100ZM103 35V34H102ZM101 35V36H102ZM109 35H110V33H109ZM108 35V36H109ZM114 35H115V33H114ZM113 35V36H114ZM120 35V34H119ZM144 35V34H143ZM147 35V36H148ZM157 35H159V36H157ZM35 36V35H34ZM69 36H70V34H69ZM88 35H85L84 37H87ZM95 36V37H96ZM112 36V35H111ZM111 36H109V37H107V38H109V40H110V37ZM140 36V35H139ZM142 36V35H141ZM155 36V35H154ZM210 36H212L213 38H211L210 40L212 41V39H213V42H212V44H210L211 46L213 45L214 46V48L213 47H211L212 48V52H213V54H212V56L213 57H211V61H213L214 59H216L215 61H213V63L214 62H216L220 67H217V68H221L219 71H223L222 73L220 72H217L216 71V66H217V64H216V66H214L215 68H213V69H215V71L214 72H212L213 74H211L212 76L214 75V74H216V72H217V78H218V76H219V78L218 79H216L218 82H221L220 80H223L224 78H225V80L226 81H228L229 82V84L228 85H226L225 83L226 82H222V85H223V83L226 85V86H222V89L220 88V86H219V89H221L220 91H221V93L220 92H218V94L215 92H212V91H214V90H212V87L211 88H209V85L206 83V81H208L209 79H210V81H211V79L213 80V78H215V75L212 77V76H210L209 75V77H207L206 75V77L205 78H209L208 80L206 79V81H204L203 80V78H204V75H203V72H204V74H210L211 72H209V69H207V67H204L205 68V70L204 69H201L202 67H200V69L203 71V72H201V70H200V72H199V69H198V71H195V70H193V69H195L196 67H197V64H199V62H200V60H198L199 58H198V54H199V50L201 51L202 50V48H204V46L202 47L201 45H204L205 44V39H207V37H210ZM57 37V36H56ZM75 37V36H74ZM73 37V38H74ZM77 37V36H76ZM84 37L83 38H81L82 40L84 39ZM95 37H94V35H93V39H92V37H89L88 36V38H91L92 40V42L93 41H95V40H99L100 38H101V40H103V38L102 37H100L99 39H95ZM97 37V38H98ZM103 37H104V35H103ZM117 37H120V36H117L116 35V40H117ZM155 37V38H156ZM71 38H72V35H71ZM88 38H85V39H87L88 40ZM123 38V37H122ZM138 38V37H137ZM137 38H136V40H137ZM148 38V37H147ZM154 38V37H153ZM76 39V38H75ZM85 39H84V41H85ZM95 39V40H94ZM105 39H106V37H105ZM113 39V38H112ZM111 39V40H112ZM119 39V38H118ZM123 39H125V38H123ZM133 39V38H132ZM140 39V38H139ZM145 39V38H144ZM9 40V39H8ZM78 40V39H77ZM80 40V39H79ZM78 40V41H79ZM100 40V41H101ZM133 40H135V39H133ZM106 41H108V40H106ZM120 41H122V39L120 40ZM204 42V44H203V42ZM211 41L209 42L208 41V43H211ZM31 42H33V40L31 41ZM83 42V41H82ZM89 43H90V41H88ZM118 42H119V40H118ZM123 42V41H122ZM127 41H126V43H128ZM139 42V41H138ZM138 42H136V43H138ZM178 42H180L179 44H180V46L182 45V47H184V51L186 52V49L188 50L187 52H188V54H183L184 53V51L180 54L181 55V59H183V60H185V58L188 60V65L190 66V68H187L188 66H187V64H186V66L184 67L183 65H185L184 64V61L182 62V60L181 59H179L178 58V56H176L177 55V49L178 48H175V45H176V43H178ZM10 43H11V41H10ZM19 43L21 44L22 42H20L19 41ZM142 43V42H141ZM192 43H195V46H193V48H192V45H194V44H192ZM93 44H95V43H93ZM113 44H114V42H113ZM112 44V46H116L117 44H115V45H113ZM125 44V43H124ZM139 44V43H138ZM152 44V45H151ZM201 44V45H200ZM24 45V44H23ZM50 45H51V42H50ZM96 45V47L98 46V44H95ZM105 45V44H104ZM107 45V44H106ZM110 45V43L108 44V46ZM126 45V44H125ZM132 45V46H131ZM142 45V44H141ZM144 45V44H143ZM148 45H150V48L151 47H153L154 49H155V47H156V49H157V51H156V54H154L153 53V51H155L153 48H147V47H149ZM154 45H155V47H154ZM157 45V46H156ZM190 45V47L192 48L191 49V51L193 50V52H194V50L196 49L197 51H195L196 53H193V52H191L190 50H189V48L190 47H188ZM197 45H200V46H197ZM101 45L99 44V47H98V49L99 48H101L102 49V47H104V46H101ZM112 46H110V47H112ZM124 48L125 47H128V45L127 46H124V45H122ZM197 46V47H196ZM209 45L207 44V48L209 49V47H208ZM106 47V46H105ZM132 47V48H133ZM138 47V46H137ZM201 49H200V48ZM66 48V47H65ZM72 48V47H71ZM83 48V47H82ZM90 48V47H89ZM106 48H109V47H106ZM115 48V47H114ZM118 50H119V45H118ZM140 48V47H139ZM160 48V47H159ZM195 48V49H194ZM206 48V49H207ZM211 48L209 49V51L211 50ZM60 49V48H59ZM69 49V48H68ZM112 49V48H111ZM111 49H110V52H112L111 51ZM123 49V48H122ZM164 49V50H163ZM213 49H214V51H213ZM62 50V49H61ZM77 50V49H76ZM105 50V49H104ZM116 50V49H115ZM120 50H121V48H120ZM151 50V51H150ZM153 50V51H152ZM167 50H169V49H167ZM58 51V50H57ZM57 51H56V53H57ZM71 51V50H70ZM75 51V50H74ZM102 51V50H101ZM109 51V50H108ZM203 51H204V49L202 50V53L200 52V54H203ZM7 52H10V50L9 51H7ZM59 52H60V50H59ZM72 52V51H71ZM90 52V51H89ZM181 52V51H180ZM189 52H191V53H193L194 55H192L191 53H190V55H189ZM197 52H198V54H197ZM206 52V51H205ZM55 53V54H56ZM134 53V54H135ZM168 53H170V51L168 52ZM207 53V52H206ZM3 54V53H2ZM4 54H5V51H4ZM55 54H53L54 55V57L56 56L57 57V54L55 55ZM72 54V53H71ZM163 54H165V53H163ZM162 54V55H163ZM167 54V53H166ZM176 54V55H175ZM208 54V53H207ZM215 54V55H214ZM52 55V56H53ZM61 55V54H60ZM97 56H98V54H96ZM103 55V54H102ZM130 55V56H131ZM144 55V57H146L145 59H144V57H142ZM195 55H197L196 56V58H194V56ZM206 55V54H205ZM59 56V55H58ZM64 56V55H63ZM106 56V55H105ZM111 56H112V54H111ZM110 55H109V57H110V63L112 62V64L111 65H115L114 63H118L117 61H119L118 59H117V57H116V59H117V61H116V59H114V63H113V61H111V60H113L112 58L113 57H115L114 56V54H113V57H111ZM127 56H128V54H127ZM126 56V57H127ZM129 56V57H130ZM193 58H191V57ZM200 56V55H199ZM202 56H204V55H202ZM214 56H215V58H214ZM65 57V56H64ZM107 57V56H106ZM123 57V56H122ZM149 57V58H148ZM210 57V56H209ZM44 58V57H43ZM50 58V57H49ZM67 58V57H66ZM84 58V57H83ZM118 58H120V57H118ZM141 58H143L142 60H141ZM148 58V59H147ZM205 58V56L203 57V60H206V59H204ZM208 58V57H207ZM47 59V58H46ZM55 59V58H54ZM58 59V58H57ZM103 59H104V57H103ZM106 59H108V58H106ZM122 59V58H121ZM124 59H125V61H126V59L127 58H125L124 57ZM129 59H131V57L129 58ZM128 59V61H130ZM133 59V58H132ZM147 59V60H146ZM151 59V60H150ZM159 59H160V61H159ZM190 59H192V62H190ZM195 59L196 60H198L197 61V63L196 64H194L196 61H195ZM202 59V58H201ZM3 60V59H2ZM59 60V59H58ZM68 60V59H67ZM66 60V61H67ZM78 60V59H77ZM100 60H102V59H100ZM136 60L134 61V62H136ZM144 60V61H143ZM158 60V61H157ZM193 60H194V63H193ZM33 61V60H32ZM46 61V60H45ZM50 61V60H49ZM54 60H52V62H53ZM57 60H55V62H56ZM64 61V60H63ZM69 61H71V60H69ZM69 61H67L68 63H71V62H69ZM103 61V60H102ZM104 61H106V60H104ZM103 61V62H104ZM153 61V60H152ZM151 61V62H152ZM202 61V60H201ZM207 61V60H206ZM2 62V61H1ZM35 62H40V61H35ZM44 62V61H43ZM51 62V61H50ZM60 62V61H59ZM74 62H75V60H74ZM92 62H94V61H92ZM91 62V63H92ZM108 64H109V62H108V60L106 61ZM106 62H104V64L106 63ZM123 62V64H118V66L117 67H119L120 68V66L121 67H123V66H126L127 65V63L126 62H124V61H122ZM121 61H120V63H122ZM132 62H133V60H132ZM204 62V61H203ZM11 63V62H10ZM9 63V64H10ZM28 63V62H27ZM34 63V62H33ZM66 63V62H65ZM81 63V62H80ZM95 63V62H94ZM106 63V64H107ZM124 63H126V65L124 64ZM136 63V64H137ZM155 63V65H153V66H156L157 64ZM202 63V62H201ZM200 63V64H201ZM205 63V62H204ZM204 63H202V64H204ZM212 63V64H213ZM15 64V63H14ZM30 64V63H29ZM32 64V63H31ZM52 64V63H51ZM54 64V63H53ZM52 64V65H53ZM61 64H62V62H61ZM78 64V63H77ZM88 64V63H87ZM87 64H86V66H87ZM100 64H103V63H101L100 62ZM108 64L106 65V66H104V68L105 67H108ZM129 64H130V62H129ZM129 64H128V66H129ZM132 64H134V63H132ZM146 64V63H145ZM200 64L198 65V66H200ZM207 64V63H206ZM211 64V65H212ZM11 65V64H10ZM26 65V64H25ZM35 65V64H34ZM38 66H39V64H37ZM60 65V64H59ZM58 65V66H59ZM63 65V64H62ZM66 65V67L68 68V69H63V67H62V69H60L61 67H57L58 69H60V70H62V72L63 71H65V73L67 72V70H69V72H67L66 74H63V77L61 76V78L58 80V81H56V80H54L53 79V77H52V79L54 80V81H52V82H54V83H56V82H59V83H63V84H65V85H63V86H61V88L63 87L64 89V91H65V93H63V90L60 88V90L62 91V96H61V98H62V100H64L65 102H64V106L66 105V103H67V105L66 106H68V104L70 105V103H71V105H73V102L72 101H77V103H75L74 105H73V107H80V106H82V103H83V101H86V103H87V105H88V109H87V111L89 112V113H91V112H96V113H94V114H97V109L101 112V110L100 109H102V112L104 113L105 112V110H104V108L105 109H107V110H110V108H111V110H112V108H113V110H117V106H118V104L117 103H120V105H121V103L122 104H124V106L122 105L121 107H125V108H127V107H129L130 106V104H129V106L128 105H125V103H128V102H126V101H124V100H119V96L120 95H116L115 94V96H114V93H115V91L113 90V85L111 86L112 87V90H111V88H110V86L109 85H111L110 83H109V85H107V80H109L110 79V77H112L113 75H111L110 77L108 76L109 75V73L108 74H106L107 76H108V78H107V76L106 75H102L103 77H101V75L100 74H98L99 76V78L101 79V81L103 80V81H105V82H101L100 81V83L98 84H96V83H94L95 81L97 82V80H98V77L97 76H95V74H91L92 72H86L85 71V74L84 73H82V74H84V75H79L77 72H79V71H81V72H83L82 70H80V68H75L76 67V62L75 63H73V64H70L73 68H75V71H74V69H71L72 67L69 65V64H65ZM68 65V66H67ZM74 65V66H73ZM123 65V66H122ZM143 65V64H142ZM209 65V64H208ZM5 66V65H4ZM7 66V65H6ZM36 66V65H35ZM44 66V65H43ZM78 67H79V65H77ZM93 66V65H92ZM99 66V65H98ZM103 66V65H102ZM110 66V65H109ZM131 67H132V65H130ZM129 66V67H130ZM134 66V65H133ZM139 66V65H138ZM138 66H136V67H138ZM1 67V66H0ZM3 67V66H2ZM55 67V66H54ZM69 67H71V68H69ZM152 67V66H151ZM6 68V67H5ZM5 68H3V69H5ZM8 68H10V67H8ZM21 68H23V66L21 67ZM25 68V67H24ZM51 68H53V67H51ZM57 68H56V70L55 71H58L57 70ZM83 68V67H82ZM101 68V67H100ZM99 68V69H100ZM126 68V69H125ZM123 70L126 72V70H128L129 68L128 67H125ZM141 68V66L140 67H138V71H143V69L141 70L140 69ZM148 68V67H147ZM157 68H155V70L157 69ZM198 68V67H197ZM197 68H196V70H197ZM209 68H210V65H209ZM12 69V68H11ZM31 69V68H30ZM40 70H38L39 72L40 71H42L41 69V67L39 68ZM50 69V68H49ZM54 69V68H53ZM71 69V70H70ZM79 69V70H78ZM90 68H88V70H89ZM109 69V68H108ZM122 69V68H121ZM133 69V68H132ZM131 69V70H132ZM159 69H157V71H159ZM164 69V70H163ZM166 69H168V70H166ZM169 69H172V70H170L169 71ZM175 69V70H174ZM189 69V70H188ZM208 70V72H207V70ZM0 70H1V68H0ZM7 69H5V71H6ZM23 70V69H22ZM24 70H26V69H24ZM78 70V71H77ZM92 70V69H91ZM94 70V69H93ZM102 70V69H101ZM104 70V69H103ZM145 70V69H144ZM177 70V71H176ZM218 70V69H217ZM2 71V70H1ZM37 71V72H38ZM44 71H45V68H44ZM48 71V70H47ZM50 71H52V70H50ZM74 71V72H73ZM77 71V72H76ZM118 71V70H117ZM130 71V70H129ZM137 71V72H138ZM146 71V70H145ZM149 71V70H148ZM148 71H146V75H147V72ZM154 71V70H153ZM152 71V72H153ZM159 71V72H160ZM193 71L195 72V73H197V75L196 74H194L193 73ZM210 71H212V70H210ZM4 72V71H3ZM2 72V73H3ZM8 72V71H7ZM33 72H34V70H33ZM53 72V71H52ZM62 72L60 73L61 75H62ZM77 74H76V73ZM94 72H95V70H94ZM99 72V71H98ZM174 72V73H175ZM182 72H185L184 70L182 71ZM189 72V73H190ZM206 72V73H205ZM1 72H0V79H2V74ZM11 73V72H10ZM49 73V72H48ZM102 73V72H101ZM126 73H128V72H126ZM131 73V72H130ZM133 73V72H132ZM157 73L158 72H156V75H154L155 77H159V75H157ZM173 73V72H172ZM177 73V74H178ZM185 73H187V72H185ZM185 73H183V74H185ZM198 73H199V76H201V75H203V78L202 77H199L198 76ZM4 74V73H3ZM35 74V73H34ZM37 74V73H36ZM55 74V73H54ZM54 74H53V76H54ZM87 74V75H86ZM104 74V73H103ZM137 74V73H136ZM136 74H135V77L137 78V76H136ZM142 74V73H141ZM141 74H139L138 75V79H140V77L142 76L143 77V75H141ZM148 74H150V73H148ZM153 74H155V73H153ZM159 74V73H158ZM162 74V73H161ZM163 74H164V72H163ZM176 74V75H177ZM191 74V73H190ZM190 74H188L187 73V76L188 75H190ZM201 74V75H200ZM22 75V74H21ZM20 74L18 75V77L19 76H21ZM57 75H58V72H57ZM90 75V76H89ZM91 75H94V77H97L96 78V80L94 81V79H93V81H90V79L89 80H87V79H85L87 76V78H89V77H91ZM123 75H125L126 76V74H124L123 73ZM123 75H120L121 77L123 76ZM131 75V74H130ZM145 74H144V77L146 76ZM168 75V74H167ZM170 75H171V73H170ZM169 75V76H170ZM172 75H175V74H172ZM180 76L182 75L181 73L179 74ZM5 77H6V75H4ZM3 76V77H4ZM10 76V75H9ZM17 76V75H16ZM48 76H49V74H48ZM60 76V75H59ZM106 76V77H105ZM124 76V77H125ZM128 76H129V74H128ZM148 76H152L153 78H154V76L153 75H147V78H148ZM164 76V75H163ZM169 76H166L165 75V77H168L169 78ZM184 76H186V74L184 75ZM186 76V77H187ZM21 77H23V75L21 76ZM20 77V78H21ZM94 77H91V80H92V78H94ZM105 77V80L103 79ZM119 77V76H118ZM121 77H120V79H121ZM124 77L122 78V79H124ZM162 77V76H161ZM171 77H173V76H170V80L172 81V79H171ZM220 77H223V79L221 78L220 79ZM7 78H8V76H7ZM20 78H18V79H20ZM45 78V77H44ZM43 78V79H44ZM58 78V77H57ZM126 78V77H125ZM129 78V77H128ZM134 78V77H133ZM153 78L152 79H150V78H148V79H146V78H143V79H146V80H148V81H154L153 80ZM168 78H166L167 80H168ZM177 78H179V77H177ZM4 79H6V78H4ZM10 79H11V77H10ZM13 79V78H12ZM14 79L16 80V78L14 77ZM13 79V80H14ZM18 79L16 80V82H19L18 81ZM46 79V78H45ZM99 79V80H100ZM113 79V83H114V78H112ZM121 79V80H122ZM154 79H158V78H154ZM160 79V78H159ZM162 79V78H161ZM165 79V78H164ZM182 79V78H181ZM188 79V80H189ZM220 79V80H219ZM49 81H50V79H48ZM98 80V81H99ZM144 81V85H148V84H145V82L146 83H148L147 81ZM163 80V79H162ZM166 80V81H167ZM175 80H177L176 78H175ZM187 80V79H186ZM215 80V79H214ZM213 80V81H214ZM3 81V80H2ZM35 81V80H34ZM48 81V82H49ZM110 81V80H109ZM118 81H119V79H118ZM123 81H125V80H123ZM126 81L127 82H129L127 79H126ZM125 81V82H126ZM132 86H133V84L135 83L134 81H137L138 83H139V91L141 92V90L140 89H142V87H145V86H142L141 87V83L138 81V80H133L132 79ZM158 81V80H157ZM164 82H165V80H163ZM173 81H174V79H173ZM210 81H209V83H210ZM7 81H5V83H6ZM10 82V81H9ZM8 82V83H9ZM15 81H13V82H11V83H13V85H14V83H16ZM21 82V81H20ZM37 82V81H36ZM51 82V81H50ZM50 82L48 83V85L50 84ZM111 82V81H110ZM125 82H121L120 81V83H121V85L122 84H124ZM137 82H136V84H137ZM159 82H160V80H159ZM158 82V83H159ZM216 82V81H215ZM214 82V83H215ZM218 82H216L217 84H218ZM1 83V82H0ZM130 83H131V81H130ZM130 83H128V84H124V86L125 85H127V87H128V85H130ZM158 83H157V85H158ZM162 83V85L164 84L163 82H161ZM179 83V82H178ZM213 83V82H212ZM215 83V84H216ZM7 84V83H6ZM17 84V83H16ZM52 84V83H51ZM154 84H155V82H154ZM154 84H151V85H149V86H151L152 87V85H154ZM165 84H166V82H165ZM174 83H172L171 84V82H170V86L171 85H173ZM211 84V83H210ZM220 84V83H219ZM218 84V85H219ZM5 85V84H4ZM18 85V84H17ZM21 86H22V84H20ZM56 85V84H55ZM54 85V87H56ZM97 85V86H96ZM116 85V84H115ZM118 85V84H117ZM142 85H143V83H142ZM156 85V84H155ZM154 85V86H155ZM156 85V86H157ZM168 85V84H167ZM168 85V86H169ZM212 85V84H211ZM218 85H215V89L216 88H218L217 86ZM259 85V86H258ZM1 86V85H0ZM12 86V85H11ZM51 86V85H50ZM95 86V87H94ZM119 86V85H118ZM123 86V85H122ZM122 86H121V90H122ZM132 86H129V87H131V89L130 90H133V89H135V84H134V88L132 87ZM161 86V85H160ZM184 86V85H183ZM214 86V85H213ZM5 87V86H4ZM17 87V86H16ZM19 87V86H18ZM49 87V86H48ZM52 87V86H51ZM59 86L57 85V88H58ZM115 87V86H114ZM164 87V89H165V86H163ZM167 87V86H166ZM3 88V87H2ZM2 88H0V90L2 89ZM8 89H9V91H10V88L9 87H7ZM97 88V89H96ZM100 88V89H99ZM107 88V89H106ZM116 88V87H115ZM123 88H126V87H123ZM133 88V89H132ZM146 88V87H145ZM154 88H156V87H154ZM153 88V89H154ZM7 89V90H8ZM46 89H47V87H46ZM50 89V88H49ZM48 89V90H49ZM56 89V88H55ZM54 89V90H55ZM96 89V90H95ZM101 89L102 90H108L109 91V89H110V91H111V93H110V95H108V94H106V93H103V92H101ZM119 89V88H118ZM150 89V88H149ZM164 89H162V90H164ZM173 89V88H172ZM178 89V88H177ZM192 89V88H191ZM218 89V90H219ZM2 90H4V88L2 89ZM7 90H5V91H7ZM11 90H12V87H11ZM13 90H18V89H13ZM12 90V91H13ZM52 90V89H51ZM50 90V91H51ZM116 90V89H115ZM120 90V91H121ZM127 90V89H126ZM130 90H128V91H130ZM136 90V89H135ZM143 90H144V88L142 89V92L141 93H139V94H137V95H140L139 97L137 96V98H139V99H141L143 96L141 95L142 93H143ZM146 90H147V88H146ZM167 90V89H166ZM165 90V91H166ZM171 90V89H170ZM212 90V91H211ZM217 90V89H216ZM49 91V92H50ZM109 91V92H110ZM114 91V92H113ZM118 91V90H117ZM134 91V90H133ZM149 91V90H148ZM148 91H144L145 93V95H149L148 93H150V91L148 92ZM156 90H154L153 91V93L155 92ZM178 91V90H177ZM180 91V90H179ZM178 91V92H179ZM182 91V90H181ZM180 91V92H181ZM189 91V90H188ZM47 92V91H46ZM57 92H59V90L58 91H55V93H57ZM101 92V93H100ZM122 92H124L123 90H122ZM161 92V91H160ZM18 93V92H17ZM51 93H52V91H51ZM121 93V92H120ZM131 93H134V92H131ZM156 93V92H155ZM154 93V94H155ZM164 93V92H163ZM54 94V93H53ZM58 94H60V93H58ZM123 94V93H122ZM152 94V93H151ZM179 94V93H178ZM3 95V94H2ZM6 95H9V94H7L6 93ZM6 95H5V97H6ZM129 95V94H128ZM172 95V94H171ZM222 95V96H221ZM118 96V97H117ZM181 96V95H180ZM187 96V95H186ZM185 96V97H186ZM4 96L3 97H1L2 98V100L4 101V98H5ZM13 97V99L15 98L14 96H11V97H9V98H6V99H9V100H11L10 98H12ZM120 97H122V96H120ZM135 97V96H134ZM141 97V98H140ZM167 97V96H166ZM168 97H169V95H168ZM0 98V99H1ZM118 100H117V99ZM122 98H125L124 97V95H123V97ZM122 98H120V99H122ZM128 98H130V97H128ZM148 98H149V96H148ZM180 98H182V97H180ZM263 98V99H262ZM13 99H12V101H13ZM127 99V98H126ZM132 99H133V97H131V99H129V100H131L132 101ZM143 99H145V98H143ZM198 99V98H197ZM238 99V104L236 103L237 101H235V100H237ZM145 100H147V99H145ZM154 100V99H153ZM183 100V99H182ZM8 101V100H7ZM139 101V100H138ZM162 101V100H161ZM180 101V100H179ZM220 101H222V105L221 104H219V102ZM78 102L80 103V105L78 106L77 104H78ZM135 102V101H134ZM134 102H131V103H133V105L131 104V107H129L130 109H134V111H135V109H139V107L138 106H136V104H134ZM170 102V101H169ZM182 102V101H181ZM7 104H8V102H6ZM10 103V102H9ZM13 103V102H12ZM11 103V104H12ZM115 103L117 104L116 106H115ZM138 103V102H137ZM160 103V102H159ZM192 104V103H191ZM99 107H98V106ZM260 105H261V108H260ZM5 106V105H4ZM96 106V107H95ZM100 106H101V108H100ZM173 106V105H172ZM259 106V107H258ZM11 108L13 107V106H10ZM70 107V106H69ZM69 107H66V108H64L65 110H67V109H69ZM90 107V108H89ZM94 107V108H93ZM103 107V108H102ZM121 107H120V111H121ZM155 107V106H154ZM254 108V110H250V109H248V108ZM91 108H93V109H95V108H97V109H95V110H90ZM118 108H119V106H118ZM122 108V111L124 112V109ZM129 108H128V111H129ZM170 108V107H169ZM204 108V109H203ZM13 109V108H12ZM70 109H71V107H70ZM69 109V111H67L66 113H68L69 115L70 114H72L73 113V111H74V109L75 108H72V110H70ZM80 109V108H79ZM79 109H78V111H79ZM14 110V109H13ZM111 110H110V113H111ZM112 110V111H113ZM140 110V109H139ZM142 110H144V109H142ZM193 110V109H192ZM215 110V111H216ZM7 111H8V109H7ZM70 111H71V113H70ZM91 111V112H90ZM98 111V112H99ZM118 111V113L120 112L119 111V109L117 110ZM116 111V112H117ZM121 111V113H123ZM134 111H131V112H129V113H133L134 114ZM137 111V110H136ZM212 111V110H211ZM218 111V110H217ZM75 112V118L74 119H76L77 120V115H79V114H81V113H79V112H77V111H74ZM101 112V113H102ZM154 112V111H153ZM194 112H196V111H194ZM210 112V111H209ZM253 112V113H252ZM10 113V112H9ZM88 113V114H89ZM108 113V112H107ZM109 113V114H110ZM136 113V112H135ZM143 113V112H142ZM164 113V112H163ZM218 113V112H217ZM263 113V112H262ZM7 114V113H6ZM124 114H125V112H124ZM133 114H132V116H133ZM155 114H156V112H155ZM219 114V113H218ZM1 115H3V112H2V114ZM0 115V116H1ZM10 115V114H9ZM87 115V114H86ZM91 115V114H90ZM111 116H112V114H110ZM118 115V114H117ZM116 115V116H117ZM119 115H123V114H119ZM143 115V114H142ZM141 114H140V116H142ZM149 115V114H148ZM147 115V116H148ZM159 114H157L156 115V117H159L158 116ZM208 115H206V117H210V115L208 116ZM215 115L217 116V114L215 113ZM256 115H258L259 117L257 118L256 117ZM71 116V115H70ZM73 116H74V113H73ZM77 116V117H76ZM80 116V115H79ZM95 116V115H94ZM130 116V115H129ZM132 116H131V118H132ZM162 116V115H161ZM184 116V115H183ZM186 116V115H185ZM195 116H197V115H195ZM13 117V116H12ZM67 117V116H66ZM88 117L89 116H87V119H88ZM91 117L92 116H90V121L92 120L91 119ZM119 117H121V116H119ZM123 117V116H122ZM134 117V120H135V116H133ZM199 117V116H198ZM213 117H215V116H213ZM6 118V117H5ZM13 118H15V117H13ZM93 118V120L92 121H94V118L95 117H92ZM100 118H102V116L100 117ZM108 118H110V117H108ZM112 118V117H111ZM115 118H117V117H115ZM127 118H129V117H127ZM130 118V119H131ZM145 118V117H144ZM170 118V117H169ZM200 118V117H199ZM1 119V118H0ZM10 119V118H9ZM9 119H7V120H9ZM12 119V118H11ZM9 120V122L11 121V124H13L14 125V123H12V121H14V120ZM88 119V120H89ZM98 119V118H97ZM113 119V118H112ZM120 119V118H119ZM218 120V118H215V120ZM114 120V119H113ZM133 120V119H132ZM132 121V122H134L135 123V121ZM140 120V119H139ZM144 120V119H143ZM146 120V119H145ZM152 120V119H151ZM151 120H148L149 122L151 121ZM171 120V119H170ZM192 120V119H191ZM198 120V119H197ZM204 120V119H203ZM260 120V121H259ZM64 121V120H63ZM68 121V120H67ZM72 121H74V120H72ZM141 121V120H140ZM172 121V120H171ZM199 121V120H198ZM205 121V120H204ZM2 122V121H1ZM5 122H6V120H5ZM5 122H4V124H5ZM42 122H45V121H42ZM41 122V123H42ZM139 122V121H138ZM142 122V121H141ZM148 122V124H151V122L149 123ZM184 122V121H183ZM200 122V121H199ZM8 121L6 122V125H7V127H9L8 126ZM17 123V122H16ZM118 123V122H117ZM119 123H121L120 121H119ZM123 123H124V121H123ZM127 123V122H126ZM211 123V122H210ZM214 123V122H213ZM131 124V123H130ZM194 124V123H193ZM122 125V124H121ZM126 125V124H125ZM131 125H133V124H131ZM139 125H142V124H139ZM144 125V124H143ZM189 125V124H188ZM42 126H43V124H42ZM56 126H58V124H56ZM107 126V124L105 125V127ZM118 126V125H117ZM124 126V125H123ZM129 126V125H128ZM127 126V127H128ZM134 126V125H133ZM132 126V127H133ZM211 126V125H210ZM209 126V127H210ZM19 127V126H18ZM17 127V128H18ZM55 126H53V128H54ZM167 127V126H166ZM190 127H191V125H190ZM201 127V126H200ZM16 128V129H17ZM58 128V127H57ZM107 128V127H106ZM129 128V127H128ZM134 128H135V126H134ZM140 128H143L142 126H140ZM139 128V129H140ZM146 128V127H145ZM155 128V127H154ZM163 128V127H162ZM47 129H49L48 127H47ZM126 129V128H125ZM190 129V128H189ZM207 129V128H206ZM215 129H217V128H215ZM19 130H21V129H19ZM57 130V129H56ZM62 130H64L65 131V129H62ZM130 130L131 129H128V132H130ZM184 130V129H183ZM211 130V129H210ZM74 131V130H73ZM76 131H78V130H76ZM75 131V132H76ZM81 131V130H80ZM108 131V130H107ZM106 131V133L109 135V131L107 132ZM124 131V130H123ZM154 131V130H153ZM152 131V132H153ZM202 131H204V130H202ZM212 131V130H211ZM16 131L15 130H13V128H12V130L11 129H7V128H4V126H2V123H0V206H4V205H11L10 207H12V205H13V203H17V202H19V203H21V204H24L25 205V203H26V205L28 204V205H30V204H34L35 202H39L43 197H44V195H45V193L47 192L46 190H47V187H48V183H49V178H50V168H48L47 166H50V165H48L47 164V162H48V156L49 155H47L46 156V159H45V156L44 157H42V159H40V158H38L39 156L38 155H41L42 153H43V151L41 150V149H39L38 147V150L39 151H37L36 150V152L37 153H39V152H41V154H34L35 153V147L33 148L32 146V148L30 147L29 148V146L31 145V144H33V143H31V142H28L29 143V146H27L28 145V143H26L27 141H25V143H24V145L25 144H27L26 146H27V148H25L26 146H24V145H22V143H20L19 142V140H18V136H15V135H17V132L15 133ZM21 132H24V131H21ZM79 132V131H78ZM85 132H86V130H85ZM125 132L126 131H124V134H125ZM132 132V131H131ZM128 133V136L130 135V134H132V133ZM136 132V131H135ZM156 132V131H155ZM153 133V134H156V133ZM158 132V131H157ZM208 132V131H207ZM213 132V131H212ZM19 133V132H18ZM25 133V132H24ZM23 133V134H24ZM134 133V132H133ZM75 134V133H74ZM76 134H77V132H76ZM123 134V135H124ZM137 134H139L138 132H137ZM152 134V133H151ZM196 134V133H195ZM21 135V134H20ZM45 135V134H44ZM70 135H72V134H70ZM135 135V134H134ZM158 135V134H157ZM24 136V135H23ZM77 136V135H76ZM110 136V135H109ZM112 136V135H111ZM143 136V135H142ZM141 136V137H142ZM28 137V136H27ZM55 136H53V138H54ZM79 137V136H78ZM127 137V136H126ZM140 137V138H141ZM155 137V136H154ZM154 137H152L153 138V140H155L156 139V137H155V139H154ZM196 137V136H195ZM207 137V136H206ZM57 139L59 138V137H56ZM107 138V137H106ZM129 138V137H128ZM131 138V137H130ZM133 138H134V136H133ZM132 138V139H133ZM136 138V137H135ZM139 138V139H140ZM201 138V137H200ZM132 139H128L129 140V142L128 143H131L130 141H132ZM137 139H138V137H137ZM207 139V138H206ZM23 140V139H22ZM81 140H83V138L81 139ZM80 140V141H81ZM125 140V139H124ZM127 140V139H126ZM135 140V139H134ZM197 140H198V138H197ZM216 140V139H215ZM21 141V140H20ZM79 141V142H80ZM113 141V140H112ZM137 141H139V140H137ZM136 141V142H137ZM201 141V140H200ZM202 141H203V139H202ZM22 142V141H21ZM105 142V141H104ZM140 142V141H139ZM142 142H143V139H142ZM142 142H140V145H141V143ZM183 142V141H182ZM190 142V141H189ZM199 141H197V143H198ZM98 143V142H97ZM109 143H110V141H109ZM144 143V142H143ZM143 143H142V145H143ZM156 143V142H155ZM205 143V142H204ZM35 144V143H34ZM58 144V143H57ZM65 144H67V143H65ZM64 144V146H66ZM79 144V143H78ZM113 143H111V145H112ZM137 144V143H136ZM158 144V143H157ZM184 144V143H183ZM192 144V143H191ZM208 143H206L205 145H207ZM36 145V144H35ZM54 145V144H53ZM56 145V144H55ZM58 145H60V144H58ZM110 145V146H111ZM115 145H116V142H115ZM138 145V144H137ZM139 145V146H140ZM62 146H63V144H62ZM68 146V147H67ZM66 146V148H67V150L68 149H70V147L71 146H74L75 147V144L74 145H71L70 147H69V145H67ZM76 146L77 147H79V145H77L76 144ZM82 146V145H81ZM95 146V145H94ZM109 146V147H110ZM118 146H119V144H118ZM121 146H123V145H121ZM129 146H131L130 144H129ZM138 146V147H139ZM145 146V145H144ZM197 146H198V144H197ZM53 147H55V146H53ZM61 147V146H60ZM98 147V146H97ZM106 147V146H105ZM105 147H104V149L103 150H106L105 149ZM143 147V146H142ZM154 147V146H153ZM152 147V148H153ZM25 148V150L24 151H26V149H33L32 150V152H33V154H32V156L34 157V159H36V158H38V159H36V161H34L33 163H32V156H31V151H30V153H29V150H27L28 151V153L30 154V157H29V162L30 163H32V165L30 164V167L27 169L26 167L27 166H24L25 168H26V170H25V172H24V177H22V179L24 180V184H25V187H24V189L26 190H24L23 191V189H20V188H16V187H9V186H7V185H4V178H5V172H6V170H7V167H9V166H13V165H11L12 163H6V161H8L9 160V158H11L10 156H11V154H13V156L15 157V154H14V152H19L18 150H22V149H24ZM64 148V147H63ZM73 148V147H72ZM112 148V147H111ZM117 148V147H116ZM123 148V147H122ZM121 148V149H122ZM126 148V146L124 145V149ZM128 148V147H127ZM132 148V147H131ZM144 148V147H143ZM157 148V147H156ZM205 148H208V147H205ZM43 149V148H42ZM54 149V151H55V148H53ZM59 149V147L57 148V152L60 150H58ZM79 149V148H78ZM77 149V150H78ZM93 149V148H92ZM118 150H120L119 148H117ZM124 149H122L121 151H123ZM137 148H135L134 147V149H133V152H136L137 150H136ZM145 149V148H144ZM154 149V148H153ZM17 150V151H16ZM44 150V149H43ZM99 150V149H98ZM111 150V149H110ZM127 150H129V152H130V150H132V149H127ZM126 149L124 150V151H126L127 152V154H129L128 153V151H127ZM136 150V151H135ZM142 150V149H141ZM140 150V152H142ZM203 150V149H202ZM23 151V150H22ZM19 152L18 154H20L21 155V157H20V155H17L18 157H20L21 158V160H19L20 162H22L23 161V163L25 164V157H26V155L27 156H29V154L27 153V152ZM70 151H71V149H70ZM73 151H74V149H73ZM91 151V150H90ZM115 151V150H114ZM113 151V152H114ZM156 151V150H155ZM154 151V152H155ZM194 149H193V153H194ZM201 151V150H200ZM5 152V155L7 156V157H9L8 159H6V157H4V155H2L3 153ZM81 152H82V150H81ZM92 152V151H91ZM97 152V151H96ZM99 152V151H98ZM105 152H107V151H105ZM117 152V151H116ZM126 152H123V153H121V154H124V153H126ZM133 152H130V154L131 153H133ZM144 152V151H143ZM147 152V151H146ZM150 152V151H149ZM22 153L23 154H26V155H22ZM67 153H69V152H67ZM72 153H74V152H72ZM75 153H77V151L75 152ZM74 153V154H75ZM79 153V152H78ZM93 153V152H92ZM109 153H110V151H109ZM137 153V152H136ZM195 153H199V151H195ZM195 153H194V155H195ZM10 154V155H9ZM44 154H46V153H43V155ZM111 154H113L112 152H111ZM120 154V153H119ZM118 154V155H119ZM135 154V153H134ZM133 154V155H134ZM139 154V153H138ZM43 155H41V156H43ZM67 156H69L70 154H66ZM73 155V154H72ZM75 155H77V154H75ZM88 154H86V156H87ZM100 155H101V153H100ZM106 155H108V154H106ZM144 155V154H143ZM142 155V156H143ZM156 156L158 155V153L157 154H155ZM154 155V156H155ZM169 155V154H168ZM186 155V154H185ZM191 155V154H190ZM2 156H3V158H2ZM38 156V157H37ZM40 156V157H41ZM74 156V155H73ZM94 156V155H93ZM98 156V155H97ZM97 156H95V158L97 157ZM113 156V155H112ZM125 155H123V157H124ZM130 156V155H129ZM137 156V155H136ZM189 156V155H188ZM13 157V158H14ZM18 157H17V159H18ZM23 157V158H22ZM57 157V156H56ZM65 157V156H64ZM74 157H76V156H74ZM78 157H79V155H78ZM92 157V156H91ZM90 157V158H91ZM103 157V156H102ZM123 157H121V158H123ZM126 157H127V155H126ZM126 157H124V158H126ZM131 157H133L132 155H131ZM139 157V156H138ZM147 156H145V158H146ZM149 157V156H148ZM147 157V158H148ZM191 157V156H190ZM13 158H11V159H13ZM19 158V159H20ZM27 158V157H26ZM31 158V159H30ZM59 158V157H58ZM62 158H63V156H62ZM66 158V157H65ZM68 158H70V157H68ZM89 158V159H90ZM94 158V157H93ZM94 158V159H95ZM99 158V157H98ZM97 158V159H98ZM113 158H115V157H113ZM130 158V157H129ZM129 158H127L126 160H128ZM144 158V157H143ZM146 158V159H147ZM153 158H155V157H153ZM157 158V157H156ZM155 158V159H156ZM162 158V157H161ZM165 158V157H164ZM193 158V157H192ZM5 160V163L6 164H4L3 162H4V160ZM60 159V158H59ZM71 159V158H70ZM72 159H73V157H72ZM76 160H78L77 158H75ZM96 159V160H97ZM102 159V158H101ZM103 159H104V157H103ZM116 159V158H115ZM133 159H134V157H133ZM140 159V158H139ZM138 159V161H140ZM177 159V161H178V158H176ZM13 160H15V159H13ZM12 160V161H13ZM27 161H28V158L26 159ZM62 160V159H61ZM64 160V159H63ZM80 160V159H79ZM114 160V159H113ZM121 160V159H120ZM132 160V159H131ZM142 160V159H141ZM187 160H188V158H187ZM10 161V160H9ZM16 161V160H15ZM17 162V165H18V163H19V165L20 164H22L23 165V163H20V162ZM25 161V162H24ZM67 161H69V160H67ZM99 161H100V158H99ZM109 161V160H108ZM135 161V160H134ZM137 161V162H138ZM147 161V160H146ZM148 161H150V159L148 160ZM154 161V160H153ZM157 161V160H156ZM165 160L163 159V161L162 162H164ZM176 161V160H175ZM183 161L184 160H182V161H179V163L180 162H182L183 163ZM50 162V161H49ZM48 162V163H49ZM69 162H72L71 160L69 161ZM101 162V161H100ZM126 161L123 159V160H121V161H119V166L120 167H122L123 166V164L125 163ZM128 162V161H127ZM140 162H143V161H140ZM140 162H139V164H140ZM145 162V161H144ZM151 162V161H150ZM64 163V162H63ZM65 163H67V162H65ZM73 163V162H72ZM78 163V162H77ZM113 163H115V162H113ZM117 163H115V164H117ZM133 163V162H132ZM134 163H136V162H134ZM133 163V164H134ZM147 163V162H146ZM153 163V162H152ZM161 163V162H160ZM165 164H166V166L167 165H169L170 167H171V165L170 164H173L172 162L170 163V162H164ZM164 163H162V165L164 164ZM178 163V162H177ZM179 163H178V165H177V171H176V173L178 172V166H179ZM189 163V162H188ZM50 164V163H49ZM57 164V163H56ZM71 164V163H70ZM80 164V163H79ZM101 164V163H100ZM99 164V165H100ZM108 164V163H107ZM127 164V163H126ZM130 164V163H129ZM157 164V163H156ZM164 164V165H165ZM181 164V163H180ZM183 164H185V162L183 163ZM182 164V165H183ZM190 164V165H191ZM28 165V164H27ZM64 165V164H63ZM85 165H86V163H85ZM104 165V164H103ZM132 165V164H131ZM134 165H136V164H134ZM154 165V164H153ZM189 165V166H190ZM69 166V165H68ZM80 166H82V164L80 165ZM104 166H106V165H104ZM126 166V165H125ZM125 166H124V168H125ZM130 165H128V167H129ZM139 166V165H138ZM169 166L168 167H166L165 169L166 170H168V168H169ZM14 169H16V166L14 165ZM66 167V166H65ZM107 167V166H106ZM137 167V166H136ZM140 167H141V165H140ZM159 167V166H158ZM182 168H183V166H181ZM181 167H180V169H181ZM22 168H23V166H22ZM52 168H53V166H52ZM60 168L62 169V167L60 166ZM86 168V167H85ZM123 168V167H122ZM123 168V169H124ZM130 168H131V166H130ZM144 168V167H143ZM145 168H147V167H145ZM150 168V167H149ZM164 168V167H163ZM187 168V167H186ZM30 169V170H29ZM74 169V168H73ZM93 169V168H92ZM122 169V170H123ZM134 169V168H133ZM136 169V168H135ZM158 169V168H157ZM156 169V170H157ZM179 169V170H180ZM64 170V169H63ZM68 170V169H67ZM80 170V169H79ZM91 170V169H90ZM121 170V169H120ZM124 170H129V169H124ZM146 170H149V169H146ZM155 170V171H156ZM182 170V169H181ZM22 171H24L23 169H22ZM71 171H72V169H71ZM85 171V170H84ZM117 171H118V169H117ZM134 171V170H133ZM142 171V170H141ZM144 171H145V169H144ZM152 171H154V170H152ZM165 171V170H164ZM170 171V170H169ZM185 171V170H184ZM17 172H19V171H17ZM68 172H70V171H68ZM75 172V171H74ZM87 172V171H86ZM98 172V171H97ZM129 172V171H128ZM128 172H126V174L128 173ZM150 172V171H149ZM148 172V173H149ZM23 173V172H22ZM25 173H26V175H25ZM106 173V172H105ZM108 173V172H107ZM113 173V172H112ZM132 173H134V172H132ZM156 173V172H155ZM186 173V172H185ZM87 174V173H86ZM95 174V173H94ZM97 174H99V173H97ZM135 174H137V173H135ZM141 174H143V173H141ZM160 174H161V172H160ZM159 174V175H160ZM177 174H179V173H177ZM176 174V175H177ZM19 175V174H18ZM74 175V174H73ZM82 175H84L85 177H87L85 174H83L82 173ZM81 175V176H82ZM109 175V174H108ZM107 175V176H108ZM112 175H114V174H112ZM112 175H111V177H112ZM124 175V174H123ZM155 175V174H154ZM182 175V174H181ZM66 176V175H65ZM99 176V175H98ZM107 176H106V178H107ZM128 176V175H127ZM130 176H131V173H130ZM127 177V178H132V179H136V178H134V177ZM134 176H136V175H134ZM139 176V175H138ZM150 176V175H149ZM156 176V175H155ZM179 175H177V177H178ZM73 177V176H72ZM91 177V176H90ZM123 176H121V178H122ZM137 177V176H136ZM146 177H147V175H146ZM82 178V177H81ZM99 178V177H98ZM97 178V179H98ZM103 178V177H102ZM126 178V179H127ZM141 178H142V176H141ZM140 178V179H141ZM151 178V177H150ZM159 178V177H158ZM164 178H166V176L164 177ZM182 178H184L183 177V175L180 177V179L182 180ZM21 179V180H22ZM77 179V178H76ZM93 179L95 180V181H97V179H95L94 177H93ZM109 179V178H108ZM120 179V177L117 179V180H119ZM144 179H146V178H144ZM172 179V178H171ZM179 179V178H178ZM63 180V179H62ZM71 180V179H70ZM69 180V181H70ZM87 180V178L86 179H84V177L81 179V181H86ZM138 180H139V178L137 177V182H138ZM143 180V179H142ZM175 180V179H174ZM185 180H186V178H185ZM64 181V180H63ZM73 181V180H72ZM107 181V180H106ZM112 181V180H111ZM115 181V180H114ZM121 181H123V180H121ZM120 181V182H121ZM132 181H134V180H132ZM140 181V180H139ZM74 182V181H73ZM77 182V180L75 181V183ZM99 182H101V181H99ZM102 182H103V180H102ZM105 182V181H104ZM109 182V181H108ZM116 182H118V181H116ZM125 182V181H124ZM128 181H126V184H129V183H127ZM147 182V181H146ZM184 182H186V181H184ZM9 183V182H8ZM74 183V184H75ZM88 183H90V181H88ZM98 183V182H97ZM106 183V182H105ZM149 183H150V181H149ZM178 183H179V181H178ZM177 183V184H178ZM71 184V183H70ZM77 184H79V182L78 183H76V185ZM83 184H85L84 182H83ZM119 184H121L122 185V183H119ZM118 184V185H119ZM137 184V183H136ZM148 184V183H147ZM10 185V184H9ZM57 185V184H56ZM55 185V186H56ZM81 186H82V188H84L85 189V187H83V185H82V183L80 184ZM97 185V184H96ZM103 185V184H102ZM120 185V186H121ZM123 185H124V183H123ZM130 185V184H129ZM131 185H132V183H131ZM24 186V185H23ZM91 186V185H90ZM94 186V185H93ZM148 186V185H147ZM181 186H182V184H181ZM185 186H186V184H185ZM76 187V186H75ZM97 187V186H96ZM99 187V186H98ZM110 187V186H109ZM128 187V186H127ZM152 187L153 186H151V189H152ZM178 187V186H177ZM63 188V187H62ZM71 188V187H70ZM78 189H79V187H77ZM81 188V189H82ZM90 189H91V187H89ZM93 188V187H92ZM121 188V190H122V188L123 187H120ZM119 188V189H120ZM125 188V187H124ZM130 188H131V186H130ZM129 188V189H130ZM133 188H135V187H133V185H132V190H133ZM170 189H171V186L169 187ZM187 188V187H186ZM188 188H187V190H188ZM49 189V188H48ZM52 189V188H51ZM56 189V188H55ZM54 189V190H55ZM84 189H82L83 190V192H84ZM95 189V188H94ZM93 189V190H94ZM102 189V188H101ZM106 189V188H105ZM157 189V188H156ZM180 189H182V188H180ZM185 188H183L181 191H183ZM50 190V189H49ZM48 190V191H49ZM81 190V191H82ZM107 190V189H106ZM146 190V189H145ZM186 190V191H187ZM52 191V190H51ZM59 191V190H58ZM62 191V190H61ZM88 191V190H87ZM150 191V190H149ZM169 191H171V190H169ZM191 191V190H190ZM189 191V192H190ZM50 192V191H49ZM49 192H48V195H49ZM54 192V191H53ZM56 192V191H55ZM60 192V191H59ZM65 192H67V190H65ZM83 192H81V194L83 193ZM95 192V191H94ZM94 192H93V194H94ZM97 192V191H96ZM105 192V191H104ZM143 192V191H142ZM141 192V193H142ZM146 192V191H145ZM164 192H165V190H164ZM184 192V191H183ZM50 193H52V192H50ZM90 193V192H89ZM92 193V192H91ZM108 193H109V191H108ZM110 193H111V191H110ZM109 193V194H110ZM122 193H123V191H122ZM156 193V192H155ZM180 193V192H179ZM60 194V193H59ZM76 194V193H75ZM125 194H127V193H125ZM129 194H131V192L129 193ZM137 194H139L138 193V191H137ZM143 194H145V193H143ZM166 194V193H165ZM164 194V195H165ZM170 194V193H169ZM176 194V193H175ZM188 194V193H187ZM190 194H193V193H191L190 192ZM53 195V194H52ZM56 195H58L57 193H55V196H54V198L56 197ZM86 195L87 194H83V195H81L82 197H85V198H83V199H87L86 198ZM95 195V194H94ZM93 195V196H94ZM98 195V194H97ZM104 195H105V193H104ZM121 195V194H120ZM119 195V196H120ZM183 195V194H182ZM58 196H60V195H58ZM102 196H103V193H102ZM101 196V197H102ZM130 195H127V196H125V197H129ZM134 196V195H133ZM132 196V197H133ZM146 195H144V197H145ZM172 196V195H171ZM178 196H179V194H178ZM195 196V195H194ZM197 196V195H196ZM203 196V195H202ZM45 197H46V195H45ZM49 197V196H48ZM50 197L52 198V196L50 195ZM61 197V196H60ZM59 197V198H60ZM68 197V196H67ZM92 197V196H91ZM90 197V198H91ZM96 197V196H95ZM99 197H100V195H99ZM104 197V196H103ZM161 197V196H160ZM53 198V199H54ZM57 198V197H56ZM94 198V197H93ZM105 198V197H104ZM104 198H102V199H104ZM173 198H174V200H175V197L173 196ZM182 198V197H181ZM184 198V197H183ZM61 199H64V197L63 198H61ZM101 199V200H102ZM133 199H134V197H133ZM147 199V197L145 198V200ZM167 199V198H166ZM164 200V202L165 201H167V200ZM178 199H179V197H178ZM46 200V199H45ZM57 200V199H56ZM66 200V199H65ZM75 200V199H74ZM95 200H97V199H95ZM100 200V199H99ZM121 200V199H120ZM143 200V199H142ZM172 200V199H171ZM16 201V202H15ZM21 201V202H20ZM54 201V200H53ZM77 201V200H76ZM84 201V203L85 202H87L86 200H83ZM113 201H115V200H113ZM129 201V200H128ZM148 201V200H147ZM152 201V200H151ZM176 201H178L177 199H176ZM196 201V200H195ZM198 201V200H197ZM197 201H196V204H197ZM60 202V201H59ZM58 202V203H59ZM64 202V201H63ZM66 202V201H65ZM102 202V201H101ZM126 202V201H125ZM130 202V201H129ZM136 202V201H135ZM184 202V201H183ZM194 202V201H193ZM46 203H47V201H46ZM51 202L49 201V205H47V207H49L51 204L53 205V202L50 204ZM57 203V202H56ZM62 203V202H61ZM69 203V202H68ZM72 203V202H71ZM75 203V202H74ZM80 203V202H79ZM82 203V202H81ZM80 203V205H82ZM83 203V205H82V207L83 208H85V210H86V206H85V204ZM120 203V202H119ZM122 203H123V201H122ZM122 203H120V204H122ZM141 203V202H140ZM195 203V202H194ZM18 204V203H17ZM41 204V203H40ZM43 204H44V202H43ZM117 204V203H116ZM144 204V203H143ZM45 205V204H44ZM60 205V204H59ZM63 205V204H62ZM123 205V207H126L127 205H129V203L126 205V203L125 204H122ZM125 205V206H124ZM145 205V204H144ZM147 205V204H146ZM145 205V206H146ZM160 205V204H159ZM158 205V206H159ZM167 205H168V203H167ZM179 205V204H178ZM182 205V204H181ZM262 205V206H263ZM14 206V205H13ZM31 206H33V205H31ZM43 206V205H42ZM114 206V205H113ZM119 206H121V205H119ZM118 206V207H119ZM131 206V205H130ZM129 206V207H130ZM134 206V205H133ZM140 206H142V205H140ZM185 206V205H184ZM22 207V206H21ZM26 207H28V206H26ZM36 208H37V206H35ZM34 207V208H35ZM40 207V206H39ZM44 207V206H43ZM42 207V208H43ZM46 207V208H47ZM56 207V206H55ZM65 207V206H64ZM79 207H81V206H79ZM81 207V208H82ZM147 207V206H146ZM179 207H183V206H179ZM186 207V206H185ZM188 207V206H187ZM4 208H5V206H4ZM3 208V210H0V219H6L7 221H9L8 220V216L9 215H14V212L9 208V207H6V208H8V209H10V210H8V209H4ZM14 208V207H13ZM23 208V207H22ZM21 208V209H22ZM41 208V209H42ZM50 208H51V206H50ZM52 208H53V206H52ZM95 208V207H94ZM120 209H121V207H119ZM127 209V211L128 210H130V209H132V208H130V209H128V207H126ZM141 208V207H140ZM163 208V207H162ZM166 208V207H165ZM184 208V207H183ZM193 208H195V207H193ZM195 208V210H197ZM29 209V208H28ZM28 209H26L27 210V212H29L28 211ZM57 209V208H56ZM56 209H54V210H56ZM67 209V208H66ZM124 209V208H123ZM143 209V208H142ZM147 209V208H146ZM146 209H143V210H146ZM180 209H182V208H180ZM187 209V208H186ZM17 210V209H16ZM15 210V212H18V210L16 211ZM33 210H35V209H33ZM37 211H38V208L36 209ZM35 210V211H36ZM53 210V209H52ZM53 210V211H54ZM71 210V209H70ZM80 210H82V211H80ZM79 211H78V213L80 212V216H79V222L80 223H78L79 225H80V227H81V229H82V234H83V236L82 237H84L85 236V238L84 239H82V240H84L85 241V239H86V237L88 236V234H87V232H89L88 230V228H86V225L88 226V220L90 221L91 219V217H92V215H91V217H89V219H88V217H86L85 216V213L87 212H85V210L83 211V209H80ZM94 210V209H93ZM99 210V209H98ZM110 210V209H109ZM113 210V209H112ZM112 210H110V211H106V215H107V213H109V215H110V219H108V220H112L113 221V219H116V215L121 211H119L118 212V208L117 207H115L114 208V210L112 211ZM148 210V209H147ZM146 210V212H148ZM172 210V209H171ZM175 210V209H174ZM183 210V209H182ZM185 210V209H184ZM183 210V211H184ZM45 211H49L48 209L46 210L45 209ZM52 211V212H53ZM57 211V210H56ZM55 211V213L57 214V212ZM59 211L60 210H58V213H59ZM63 211V210H62ZM62 211H61V213H62ZM67 211V210H66ZM68 211H69V209H68ZM91 211H92V209H91ZM125 211V210H124ZM127 211L126 212H124L125 213V216H126V213H127ZM136 211V210H135ZM169 211V210H168ZM185 211H187V210H185ZM184 211V214L186 213ZM252 211H253V213H252ZM24 212H26V211H22V213H24ZM104 212V211H103ZM111 212V213H110ZM130 212H132V210H130ZM143 212V211H142ZM170 212V211H169ZM188 212V211H187ZM197 212V211H196ZM21 213V212H20ZM49 214H50V212H48ZM61 213H59L58 214V216H60V214ZM90 213H92V212H90ZM99 213V212H98ZM138 213V212H137ZM194 213V212H193ZM251 213H252V215H251ZM15 214H17V213H15ZM27 214V213H26ZM25 214V215H26ZM29 214V213H28ZM30 214H32V212H30ZM37 214H40V213H38L37 212ZM37 214L35 215V216H37ZM47 214V213H46ZM52 214V213H51ZM77 214V213H76ZM87 215H88V212L86 213ZM95 214V213H94ZM93 214V215H94ZM97 214V213H96ZM101 214V213H100ZM142 214V213H141ZM145 214H147V217H148V213H145L144 212V215ZM172 214V213H171ZM45 215V214H44ZM64 215V214H63ZM62 215V216H63ZM69 215V214H68ZM73 215V214H72ZM122 215V214H121ZM149 215H150V209H149ZM152 215V214H151ZM167 215V214H166ZM197 215V214H196ZM5 216H7V217H5ZM15 216V215H14ZM17 216V215H16ZM15 216V217H16ZM34 216V217H35ZM53 218H55V217H57L58 218V216L56 215H51ZM62 216H60V217H62ZM77 216V215H76ZM76 216H74V218L76 217ZM143 216V215H142ZM157 216H158V214H157ZM172 216V215H171ZM193 216V215H192ZM19 216H17V218H18ZM25 217L27 218L28 216H24V219H25ZM30 217V216H29ZM28 217V218H29ZM32 217V216H31ZM30 217V218H31ZM41 217V216H40ZM39 217V218H40ZM51 217V218H52ZM67 217V216H66ZM104 217V216H103ZM128 217H129V215H128ZM146 217V216H145ZM152 217V216H151ZM154 217V216H153ZM152 217V220L154 219ZM187 217H189V216H187ZM190 217H191V215H190ZM196 217V216H195ZM10 219H11V217H9ZM33 218V217H32ZM47 218V220H48V222H49V218H48V215H46V217H45V219ZM63 219H66V218H64V217H62ZM61 218V219H62ZM70 219L72 218V216L71 217H69ZM133 218V217H132ZM131 217L129 218V219H132ZM135 218V217H134ZM142 218V217H141ZM158 218H160V217H158ZM22 219V218H21ZM36 219H38L37 217H36ZM41 219V218H40ZM56 219V218H55ZM55 219H53L54 221H55ZM60 219V220H61ZM96 219V218H95ZM95 219H94V221H93V223H92V229H95L94 228V226L96 225V222H95ZM100 219V218H99ZM124 219V218H123ZM127 219V218H126ZM139 219V218H138ZM149 219V218H148ZM170 219H172V217H170L169 218V221H170ZM212 219L213 220H217L218 221V223H220V224H216V223H214V222H212ZM18 221L19 220V218L18 219H15L14 220V223H16L15 221ZM23 220V219H22ZM26 220V219H25ZM57 220V219H56ZM59 220V221H60ZM77 220V219H76ZM101 220V219H100ZM102 220L104 221L105 220V218H102ZM101 220V221H102ZM143 220V219H142ZM151 219H149V221H150ZM152 220L150 221V223H147L146 224V226L148 227L149 226V224L151 225V222H152ZM192 220V219H191ZM196 220V219H195ZM211 220V221H210ZM248 220V221H249ZM1 221V223L3 222L2 220H0ZM6 221V222H7ZM36 221V220H35ZM34 221V222H35ZM58 221V220H57ZM56 221V222H57ZM62 221H65V220H61L60 222H62ZM73 221V220H72ZM97 221V220H96ZM128 221V220H127ZM132 221V220H131ZM134 221H136L135 219H134ZM156 221V220H155ZM181 221V220H180ZM199 221V222H200ZM5 222V224H7L8 225V223H6ZM19 222H20V220H19ZM24 222V221H23ZM22 221H21V223H23ZM30 222H31V220H30ZM33 222V224H35ZM38 222V221H37ZM43 222V221H42ZM41 222V223H42ZM51 222V221H50ZM56 222L53 224V225H55L56 224ZM59 222V223H60ZM66 222V221H65ZM78 222V221H77ZM115 222V221H114ZM123 222V221H122ZM130 222V221H129ZM140 222V221H139ZM139 222H138V224H139ZM188 222V221H187ZM25 224H26V222H24ZM24 223H23V225H22V227L23 228H25L24 227ZM27 223H28V220H27ZM67 223H68V221H67ZM95 223V224H94ZM99 223V222H98ZM98 223H97V225H98ZM112 223V222H111ZM116 223V222H115ZM119 223V222H118ZM131 223H133V226H135V222H131ZM130 223V224H131ZM135 223V224H134ZM146 223V222H145ZM156 223H158V222H156ZM170 223V222H169ZM191 223V222H190ZM201 223V222H200ZM13 223H11V225H9V227H7L6 228V226H4L7 230H9L11 227L10 226H13L12 225ZM33 224H31V225H33ZM40 224V223H39ZM46 224V223H45ZM50 225H51V223H49ZM69 224H70V222H69ZM69 224H67L66 226H67V229H70V231H71V229H72V227L71 228H68V227H70V226H68ZM73 224V223H72ZM71 224V226H73ZM75 224V223H74ZM77 224V223H76ZM112 224H114V223H112ZM123 224H125V223H123ZM127 224H129V223H127ZM137 224V225H138ZM172 224V223H171ZM174 224V223H173ZM16 224H14V226H15ZM19 225V226H18ZM18 225H16V226H18L19 228H20V224L18 223ZM31 225L30 226H26V227H29V229L31 230ZM36 225V224H35ZM34 225V226H35ZM42 225V224H41ZM52 225V226H53ZM58 225V224H57ZM60 225V227H61V229H63L65 226V224L63 225V224H59ZM58 225V226H59ZM96 225V226H97ZM101 225V223L99 224V226ZM121 225V224H120ZM154 225H156V224H154ZM154 225H152V226H154ZM38 226H40V225H38ZM37 226V227H38ZM43 226V225H42ZM49 226V225H48ZM64 226V227H63ZM76 226V225H75ZM102 226V225H101ZM114 226H115V224H114ZM114 226H113V228H114ZM117 226V225H116ZM132 226V225H131ZM151 226V227H152ZM182 226V225H181ZM1 227V226H0ZM3 227V228H4ZM44 227V226H43ZM51 227V226H50ZM54 227V226H53ZM52 227V228H53ZM63 227V228H62ZM103 227V226H102ZM130 227V226H129ZM139 228L138 229H140V226H138ZM155 227V226H154ZM171 227V226H170ZM176 227V226H175ZM206 227V226H205ZM204 227V228H205ZM2 227L0 228V235H2L3 233H2V230H4ZM9 228V229H8ZM16 227H14V228H12V229H10L11 231L12 230H14L13 232H14V234H18V233H15V232H17V231H15V230H17V228L15 229ZM39 228V227H38ZM45 228V227H44ZM57 229H59L58 227H56ZM75 228H78L79 229V227H75ZM116 228H119V227H116ZM124 228V227H123ZM123 228L121 229V231L123 230ZM132 228V227H131ZM207 229H208V227H206ZM242 228V227H241ZM27 229V228H26ZM37 228H35V230H36ZM59 230V231H57L56 229H55V234H59L58 232H61L62 230ZM66 229V230H67ZM87 229V230H86ZM100 229V231H101V227L99 228ZM143 228H141V230H142ZM152 229V228H151ZM149 230V228H148V230L149 231H152V230H154V229H152V230ZM201 229H203V227H201ZM207 229H204V230H206L207 231ZM238 229V230H237ZM6 230V231H7ZM20 230V229H19ZM22 231H23V229H21ZM19 231V234H22L21 232L22 231ZM32 230H34V228H32ZM43 230V229H42ZM48 230V229H47ZM46 230V231H47ZM54 230V229H53ZM74 230V228L72 229V231ZM113 230V229H112ZM135 230V229H134ZM133 230V231H134ZM136 230H137V228H136ZM140 230V231H141ZM143 230H145V229H143ZM142 230V231H143ZM6 231H3V232H5V233H7V234H10V233H12L11 231L9 232H6ZM25 231V230H24ZM24 231H23V233H24ZM37 231H38V229H37ZM36 231V232H37ZM39 231H41V229L39 228ZM56 231H57V233H56ZM80 231V230H79ZM83 231L85 232V233H83ZM99 231V230H98ZM105 231V230H104ZM117 231V230H116ZM141 231V232H142ZM148 231V232H149ZM177 231V230H176ZM186 231V230H185ZM202 231V230H201ZM27 232H29L30 233V231H27ZM43 232V231H42ZM42 232H38V233H42ZM49 232V231H48ZM48 232H46V233H48ZM52 232V231H51ZM63 232V231H62ZM65 232V231H64ZM68 232V235H70V233H69V231H67ZM102 232V231H101ZM118 232V231H117ZM117 232H115V233H117ZM123 232H124V230H123ZM132 232V231H131ZM156 232V231H155ZM155 232H154V235H155ZM209 232V231H208ZM207 232V233H208ZM38 233H37V235H35V237H38L39 235H38ZM45 232H43L42 234H44ZM103 233V232H102ZM101 233V234H102ZM114 233V234H115ZM125 233H127V232H125ZM136 233V232H135ZM146 233V232H145ZM150 233H152V232H150ZM149 233V234H150ZM202 233H203V231H202ZM205 233V232H204ZM203 233V234H204ZM207 233H205V235L207 234ZM13 233L9 236L10 238L9 239H7V237H4V235L2 236V238H0V241L1 240H4L3 239V237L4 238H6L8 241V243H9V241L11 240V237H12V235H14ZM25 234H27L26 232H25ZM31 234H32V231H31ZM49 234V233H48ZM52 234V233H51ZM55 234H53V235H55ZM61 234V233H60ZM64 234V233H63ZM72 235H73V233H71ZM85 234V235H84ZM87 234V235H86ZM99 234V233H98ZM97 234V235H98ZM129 234V233H128ZM198 234V233H197ZM200 234V233H199ZM24 235V234H23ZM33 235V234H32ZM47 235V234H46ZM105 235V234H104ZM116 235H118V234H116ZM127 235V234H126ZM136 235V234H135ZM153 235V236H154ZM174 235V234H173ZM195 235V234H194ZM204 235V237H206ZM211 235V234H210ZM8 236V235H7ZM26 236V235H25ZM28 236V235H27ZM26 236V237H27ZM49 235H47V237H48ZM55 236H57V235H55ZM59 236V235H58ZM58 236L56 237V240L55 241H57L58 239ZM62 236V235H61ZM66 236H67V234H66ZM74 236H76V234L74 235ZM99 236H100V234H99ZM99 236H98V238H99ZM119 236V235H118ZM125 236V235H124ZM133 236V235H132ZM146 236V235H145ZM156 236V235H155ZM159 236V235H158ZM184 236V235H183ZM182 236V237H183ZM208 236H209V234H208ZM14 237V236H13ZM17 237H18V235H17ZM17 237H15V238H17ZM21 237V236H20ZM29 237V236H28ZM27 237V238H28ZM41 237H42V235H41ZM40 237V238H41ZM68 237V236H67ZM96 237V236H95ZM122 237V236H121ZM126 237V236H125ZM151 237V236H150ZM150 237H148L147 239H149ZM165 237V236H164ZM176 237V236H175ZM175 237H173V239L175 238ZM178 237V236H177ZM190 237H192V236H190ZM50 238H51V236H50ZM60 238V237H59ZM64 238V237H63ZM77 238H79L80 239V237H77ZM92 238H94V237H92ZM103 238V237H102ZM108 238V237H107ZM124 238V237H123ZM134 238H135V236H134ZM137 238V237H136ZM153 238V237H152ZM180 239H181V237H179ZM183 238H185V236L183 237ZM209 239H210V237H208ZM5 239V240H6ZM14 238H12V240H13ZM20 238H18L17 240H19ZM46 238L44 237V240H45ZM52 239H54V238H52ZM71 239V238H70ZM73 239V238H72ZM79 239H76V241L78 240L79 241ZM118 239V238H117ZM138 239V238H137ZM146 239V238H145ZM154 239H156V237L154 238ZM166 239H167V237H166ZM171 239V238H170ZM169 239V240H170ZM188 239V238H187ZM206 239V238H205ZM4 240V241H5ZM21 240V239H20ZM33 240H34V238H33ZM37 239L35 238V240L34 241H36ZM42 240V239H41ZM47 240V239H46ZM69 240V239H68ZM74 240H75V238H74ZM81 240V242H84V241H82ZM86 240H88V239H86ZM103 240V239H102ZM102 240H101V242H102ZM108 240V239H107ZM113 240V239H112ZM124 240V239H123ZM126 240V239H125ZM131 240H132V238H131ZM150 240V239H149ZM203 240V239H202ZM4 241H2V242H4ZM16 241V240H15ZM29 240H27L26 242H28ZM54 241V240H53ZM64 241V240H63ZM71 241H73V240H70V242ZM88 241H91V240H88ZM94 241V240H93ZM100 241V240H99ZM110 241H111V239H110ZM133 241V240H132ZM131 241V242H132ZM150 241H152V240H150ZM150 241H148V242H150ZM198 241V240H197ZM1 242V243H2ZM7 242H6V245H7ZM10 242H12V241H10ZM18 243H19V241H17ZM21 242V241H20ZM44 242V241H43ZM48 242V241H47ZM49 242H51V241H49ZM49 242H48V244H49ZM67 243V242H69V241H67V239L64 241V243ZM69 242V243H70ZM98 242V241H97ZM117 242V241H116ZM120 242H122L121 240H120ZM124 242V241H123ZM130 242V241H129ZM129 242H128V244L127 245H130L129 244ZM139 242H141V241H139ZM147 242V243H148ZM189 242V241H188ZM200 242H202V241H200ZM204 242V241H203ZM206 242H208L207 240H206ZM231 242L233 243L232 245H231ZM18 243H17V245H18ZM23 243H24V240H23ZM58 243H60V246H62L61 245V243H63L62 241L61 242H58ZM85 243V242H84ZM90 243V242H89ZM88 243V244H89ZM95 243V242H94ZM99 243V242H98ZM111 243V242H110ZM165 243H166V241H165ZM168 243V242H167ZM196 243V242H195ZM195 243H194V245H195ZM205 243V242H204ZM16 244V243H15ZM21 244V243H20ZM25 244V243H24ZM54 244H56V243H54ZM81 244V243H80ZM91 244V243H90ZM93 244V243H92ZM100 244V243H99ZM122 244L123 243H120V245L122 246ZM125 244V243H124ZM132 244H135V242L134 243H132ZM140 244V243H139ZM142 244H144V243H142ZM150 244V243H149ZM188 244V245H187ZM186 245L189 247L188 249H191V248H193V246H192V242L190 241L189 243H187ZM198 244V243H197ZM209 244V243H208ZM2 245H5V243L4 244H2ZM1 244H0V247L2 246ZM68 245H70V244H68ZM85 245V244H84ZM94 245H96L97 246V244L95 243ZM101 245H103L102 243H101ZM101 245H98V249H100L101 247ZM107 245H109V244H107ZM126 245V246H127ZM147 245V244H146ZM169 245V244H168ZM181 245V244H180ZM34 246V245H33ZM41 246H43L44 247V243H43V245H41ZM47 246V245H46ZM45 246V247H46ZM55 246H58V245H55ZM63 246H65V245H63ZM104 246H106V245H103L102 247H104ZM124 247H125V245H123ZM123 246H122V248H123ZM132 246H134V245H132ZM132 246H131V248H132ZM136 246V245H135ZM138 246V245H137ZM142 246V245H141ZM149 246V245H148ZM156 246V245H155ZM164 246V245H163ZM177 246H178V244H177ZM208 246V245H207ZM239 246V245H238ZM54 247V246H53ZM66 247V246H65ZM83 247V246H82ZM81 247V248H82ZM85 247V246H84ZM128 247V246H127ZM143 247H144V245H143ZM146 248H147V246H145ZM144 247V248H145ZM151 248H153V249H155L154 247H152V246H150ZM166 247V246H165ZM202 247H204V245L202 246ZM213 247V246H212ZM3 248V247H2ZM34 248H35V246H34ZM38 248V247H37ZM59 249H61V251L63 252V250H62V248H60V247H58ZM78 249H80V247L78 246L77 247ZM95 249H96V247H94ZM94 248H92V245H91V248H89V249H91L93 252H94V254L96 253V255L98 254V251H94L95 249ZM121 248V249H122ZM178 248V247H177ZM217 248V247H216ZM233 248H234V246H233ZM238 248V247H237ZM48 249V248H47ZM76 249V248H75ZM74 249V250H75ZM83 249V248H82ZM85 249V248H84ZM83 249V250H84ZM94 249V250H93ZM114 249V248H113ZM116 249V248H115ZM114 249V250H115ZM125 249L126 248H124V250L123 251H125ZM133 249V248H132ZM152 249V250H153ZM160 249V248H159ZM165 249V248H164ZM166 249H168V248H166ZM198 249H201L200 248V246L198 247ZM241 249V248H240ZM46 250V249H45ZM77 250V249H76ZM75 250V251H76ZM126 250H128V249H126ZM136 250V249H135ZM139 250V249H138ZM146 250V249H145ZM148 250H149V247H148ZM147 250V251H148ZM151 250V249H150ZM178 250H180V249H178ZM228 250H230L229 249V247H228ZM55 251H57V250H55ZM55 251H53V252H55ZM59 251V250H58ZM78 251V250H77ZM76 251V252H77ZM87 251V250H86ZM89 251V250H88ZM87 251V252H88ZM134 251V250H133ZM137 251V250H136ZM140 251V250H139ZM139 251H138V253H139ZM141 251H142V253H141ZM140 251V253L141 254H144L143 253V249ZM159 251V250H158ZM161 252H163V250H160ZM192 251V250H191ZM193 251H194V249H193ZM199 251V250H198ZM217 251H219V250H217ZM238 251H240L239 249L238 250H236V252H238ZM76 252L75 253H73V254H75L76 255ZM85 252V251H84ZM82 253V254H80L81 255V258H82V261L85 263V264H87V263H91V260H93V264L95 263V259H92L93 258V256L92 257H90L91 255L90 254H88V255H90V256H87L86 257V252L85 253ZM93 252L91 253V254H93ZM108 252L110 253V251L108 250ZM117 252V251H116ZM149 252V251H148ZM156 252V251H155ZM180 252H183V251H180ZM190 251H188V253H189ZM200 252V251H199ZM224 252V251H223ZM80 253V252H79ZM107 253V252H106ZM134 253V252H133ZM151 253H154V252H151ZM150 253V255L152 256V254ZM158 253V252H157ZM164 253H165V251H164ZM169 253H172V252H169ZM174 253L175 252H173V255H174ZM240 254H241V252H239ZM93 254V255H94ZM120 254V253H119ZM158 254H160V253H158ZM196 254V253H195ZM199 254V253H198ZM210 254V253H209ZM227 254H228V252H227ZM226 254V255H227ZM115 255V254H114ZM126 255V254H125ZM125 255H124V257H125ZM127 255H128V253H127ZM126 255V256H127ZM130 255V254H129ZM138 255V254H137ZM147 255V254H146ZM181 255V257H182V255H183V253L182 254H180ZM229 255H231V254H229ZM74 256V255H73ZM78 256V255H77ZM76 256V257H77ZM103 256H105V253L103 254ZM102 256V257H103ZM106 256H108V253H107V255ZM111 256V255H110ZM140 256V255H139ZM158 256V255H157ZM162 256V255H161ZM234 256V255H233ZM232 256V257H233ZM240 256H242V255H240ZM100 257V256H99ZM113 257V253H112V256L110 257V258H112ZM133 257H135V256H133ZM137 257V256H136ZM146 257V256H145ZM144 257V258H145ZM147 257H149V253H148V256ZM153 257V256H152ZM175 257V256H174ZM184 257V256H183ZM190 257V256H189ZM219 257V256H218ZM232 257H230L229 256V258H232ZM235 257V256H234ZM79 258H80V256H79ZM98 258V257H97ZM121 258H123L122 256H121ZM120 258V259H121ZM143 258V257H142ZM163 258H165L164 256H163ZM186 258V257H185ZM242 258V257H241ZM73 259H77V260H79L78 258H73ZM112 259H114V257L112 258ZM112 259H111V261H112ZM126 259H127V261H133V260H128V258L126 257ZM141 259V258H140ZM145 259H147V258H145ZM148 259H150V258H148ZM168 259V258H167ZM172 259V258H171ZM180 259V258H179ZM233 259V258H232ZM243 259V258H242ZM66 260V259H65ZM75 260H74V262H75ZM100 261H101V259H99ZM109 260V259H108ZM114 260H116V262H117V260L118 259H114ZM137 260V259H136ZM139 260V259H138ZM137 260V261H138ZM154 260V259H153ZM163 260V259H162ZM161 260V261H162ZM173 260V259H172ZM186 260H187V258H186ZM191 260H193L192 258H191ZM201 260V259H200ZM223 260V259H222ZM235 260V259H234ZM80 261V260H79ZM97 261V260H96ZM100 261H99V264H101L100 263ZM104 261H106V259L104 260ZM110 261V260H109ZM140 261V260H139ZM155 261V260H154ZM157 261H160V256H159V260L157 259ZM166 261V260H165ZM183 261H184V259H183ZM236 261V260H235ZM243 261H244V259H243ZM66 262V261H65ZM64 262V263H65ZM73 262V263H74ZM81 262V261H80ZM134 262V261H133ZM136 262V261H135ZM144 262V261H143ZM152 262V261H151ZM174 262V261H173ZM178 262V261H177ZM180 262V261H179ZM178 262V264H180ZM189 262V261H188ZM228 262V261H227ZM230 262H231V260H230ZM233 262V261H232ZM70 263V262H69ZM91 263V264H92ZM97 263V262H96ZM104 263V262H103ZM102 263V264H103ZM108 263V261L106 262V264ZM114 263V262H113ZM112 263V264H113ZM123 263H125V262H123L122 261V263L121 264H123ZM160 263V262H159ZM165 263V262H164ZM171 263V262H170ZM190 263V262H189ZM200 263H202V262H200ZM234 263H236V262H233L232 264H234ZM242 263V262H241ZM62 264V263H61ZM67 264V263H66ZM111 264V263H110ZM116 264V263H115ZM120 264V263H119ZM125 264H127V263H125ZM137 264V263H136ZM177 264V263H176ZM186 264V263H185ZM193 264V263H192ZM204 264V263H203ZM237 264V263H236ZM247 264V263H246Z\"/></svg>",
  "mask_w": 264,
  "mask_h": 264
},
{
  "label": "crops",
  "instance_id": "crops-1",
  "mask_svg": "<svg viewBox=\"0 0 264 264\" xmlns=\"http://www.w3.org/2000/svg\"><path fill=\"white\" fill-rule=\"evenodd\" d=\"M257 60H258V64L260 66V69L264 73V29H263L262 34L260 36L258 47H257ZM263 217H264V205L255 211V213L252 215L250 220L254 219L256 221H259V219H261V218L263 219ZM258 259H257L258 261L263 262L262 258H258Z\"/></svg>",
  "mask_w": 264,
  "mask_h": 264
},
{
  "label": "water",
  "instance_id": "water-1",
  "mask_svg": "<svg viewBox=\"0 0 264 264\" xmlns=\"http://www.w3.org/2000/svg\"><path fill=\"white\" fill-rule=\"evenodd\" d=\"M1 11V10H0Z\"/></svg>",
  "mask_w": 264,
  "mask_h": 264
}]
</instances>
